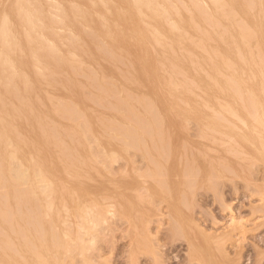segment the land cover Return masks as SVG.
I'll return each mask as SVG.
<instances>
[{
    "label": "rangeland",
    "instance_id": "374dc122",
    "mask_svg": "<svg viewBox=\"0 0 264 264\" xmlns=\"http://www.w3.org/2000/svg\"><path fill=\"white\" fill-rule=\"evenodd\" d=\"M60 1L61 0H48V1L47 0H43V1L42 0H0V45H1L0 46V53H1V55H0V76L2 77L1 79L4 78L3 80H0V84L2 82L6 84V86H5V84H1V85H3L2 87L0 85V102H1V106H0V124H1V126H0V139L2 140V141L0 140V142L1 143L3 142L2 144H0V146H1L0 147V161H1L0 164L2 165V166L0 165V168L2 167L1 169H3V167H5L4 164L5 165L8 164L6 166V168L9 167L8 169H6L7 171H5V169H3V170L0 169L2 171V172L0 171L1 172L0 173V181H2V182H0V195H4V198H2L3 196H1V198L4 199V200H2L0 198V203H2V206H0V214L3 215V218L4 219L8 218L9 219L8 221L10 223V225H9L8 224V221H4L3 222L2 221V217L0 215V218H1L0 219V229L3 230V234L1 233L2 230H0V233H1L0 236L2 237V238L0 237V239H1L0 240V247H2L1 249H3L2 251L0 249V251H1L0 252V255H1L0 256V264H22V263L25 264V262H26V264H30V263L31 264H39V263L34 262L31 259L32 255L30 254V252L32 253V251L34 250V248H35L34 247L35 246V242L32 241V238L31 237H30L31 240L29 239V235L30 236L36 235L35 232H37L38 236H40L39 231L41 232V236L40 237L43 240V241L42 240H39V244L40 243H43V242H45L44 244H49L50 241H51V240L49 241L47 239L48 236H49V234H52L54 236L55 240H57V241H55L56 244H57L56 245L57 246L56 250L53 247H52L53 248L52 249L51 248V245L49 244V246H50V248L52 250L50 249L51 251L49 252V254L47 256L49 257V260L52 263H50V262L47 263L46 262L44 264H53V262L55 264H57L59 262H60L59 264H63V263L65 264V262H66V264H86L88 261H90V262H88V264H227V263H229V264H264V162L262 163V159L259 160L260 158L258 159L259 160V162H258V160L255 159V157H254L255 156V150H254V148L251 147V145L246 144L245 141L242 140V138L239 135H237L241 130L243 132H245L247 130L246 129V126H244V123L242 122L243 120L240 121V122L237 121L234 124L236 126H239L238 124H241L240 127H238V128L235 127L232 124V126L236 129V131H239L241 129L236 135H235L236 131H235L234 128H233L234 129L233 132L231 131L232 128H228V130L230 129L229 130L230 133H229V131L225 132L227 130V128L224 130V127L223 128L220 127V125L222 126V123H223L222 121H224V123H225V122H227L230 119V113H229L228 110H225L223 108H221V110H220V105H219V107H218V105H216L217 107L215 106L214 109L213 108H209V101L210 100H208V99H210V96H209L208 89H207V87H208V72H209V69H207L208 68V60L207 59H208V52L210 50L211 41H213V34L211 35V33H212V31L213 32L215 31V28L218 29V30H220V31L225 30V28H228V27H229L228 29H230V30L232 29L229 32H230V35L232 34V36H233L232 38H234V39H232L231 36H230V39L233 42L232 44H233V46L236 49L233 46H231V47L234 49V52L238 51V52H236V54L238 56L242 55L243 53H248V52L251 53V54H253V55H255V37H254V35H255V31H254L255 21H253V20H255V15H254L255 14V0H240V1L239 0H227V1L226 0H209L210 2L208 0H203V1H201V0L200 1L199 0H194V1L193 0H184V1L183 0H165V1L164 0H145V2L143 0H122L121 3L122 2L124 3V1H125V5H123V3L122 4L121 3H118V2H120V0H113V1L112 0H97V1L96 0H89V1H86V0H62L61 2ZM71 1H72V3H71ZM141 1H142V3H141ZM154 1H155V3L157 4L158 7L156 6V4L153 3ZM168 1H169V3H168ZM185 1L190 5V7H188V4H186ZM223 1H225L226 3L223 2ZM228 1H229V3H227ZM236 1H237V4L235 3ZM43 2H44V4H43ZM99 2L101 3L100 5H102V6H99ZM110 2H112V3H110ZM126 2L127 3L129 2V3L126 4ZM175 2L177 3V6H176V3ZM180 2L182 4H180ZM211 2L217 3V6L218 7L216 6L215 3H213V4H215V6L213 4H211V6H210L209 4ZM232 2H234V5L231 4ZM262 2L264 3V0ZM82 3L85 4V5H87V4L88 5L86 7H83L84 5L82 6ZM170 3H172V5ZM202 3H203V7L204 8L202 7ZM206 3H208V4H206ZM47 4H48V6H47ZM54 4H56V5H54ZM167 4H169V5L167 6ZM204 4H205V6H204ZM74 5H76V6H74ZM91 5H92V7H91ZM127 5H128V7L130 9L128 7H126ZM131 5H133V6H131ZM181 5H183V6H181ZM240 5L241 6H245V8L244 7H241ZM45 6H47V7H45ZM62 6H63V8H62ZM64 6L66 7L65 9H64ZM120 6H121V9H119ZM143 6H145L146 8L143 7ZM199 6H200V8H199ZM238 6H240V7H238ZM68 7H69V10H68ZM71 7L72 8L74 7L73 10L71 9ZM183 7H185V9H183ZM192 7H195V8H192ZM233 7H234V9H232ZM55 8H57V10ZM229 8H230V10H229ZM91 9L93 10V13H91V11H92ZM160 9H162L163 11L160 10ZM164 9H165V11H164ZM167 9H169V10H167ZM171 9L174 10V12ZM199 9H201L202 11L199 10ZM218 9H219V11H218ZM241 9H242L243 12H241ZM30 10H31V13H30ZM74 10H77V11H74ZM89 10H90L91 15L89 14ZM185 10L187 11L188 16H187ZM194 10H196L195 11L196 14H194ZM205 10L208 11V12L206 13ZM233 10H234V13H235V17H234L233 22H231V24H230L231 26H230L229 23H228V21L226 19H227V16L229 15V11L232 14L233 13ZM60 11H61V14H60ZM85 11L87 12L86 14H84ZM160 11H161V13H160ZM238 11H239V13H238ZM124 12L126 13V15H125ZM197 12H199V13L197 14ZM114 13L116 14L117 20L114 17L115 16ZM136 13H138V14H136ZM163 13H165V14H163ZM211 13H212V15H211ZM242 13H244L245 16ZM30 14H32L33 16H31ZM128 14L130 15V17H134V18H132V20H131ZM162 14H163L164 17L162 16ZM170 14H171V16H170ZM174 14L177 16V18H176V16ZM178 14H179V16H178ZM224 14H225V16H224ZM57 15H59V16H57ZM137 15H139V16L137 17ZM141 15H142V17H141ZM155 15H156V17H155ZM189 15H190V17H189ZM205 15L206 16L207 15H209V16L211 15L210 17L209 16H207V17L210 19L212 25H210V21L208 20V18ZM213 15H215V16L217 15L216 19L217 20L219 19V22L215 19V16H213ZM94 16H96L97 18L96 17L94 18ZM148 16H150V17H148ZM186 16H187V18H186ZM249 16H252V18L253 17L254 18L252 19ZM16 17H17V19H16ZM24 17H26V18H24ZM48 17H49V19H48ZM110 17H111V19H110ZM211 17L214 19V21L211 19ZM224 17H225V19H224ZM236 17H238L237 18L238 20L235 19ZM240 17H242V18H240ZM118 18H119V20H118ZM126 18L128 19V22H127V19ZM138 18H140V20H142V21L140 22V20ZM153 18H155L156 21ZM169 18H171L172 21ZM135 19H137V26L135 24L136 23ZM186 19L190 20V21H187L188 23L190 22V24L188 26L189 28H187V26H186V24H187ZM200 19L203 22H201ZM249 19H251V21ZM15 20H16L17 23L15 22ZM56 20L57 21L59 20V21L57 22ZM158 20L161 21V22H159ZM242 20L243 21H246V23L243 24L242 23L243 22ZM94 21H96L97 24ZM98 21H99V23H98ZM134 21H135V23H133ZM234 21L236 22V24H235ZM48 22L50 23V25L48 24ZM154 22L156 24H154ZM157 22H158V25L161 24L160 25V26H162L161 28H160V26L158 27ZM167 22H169V24H171V25H169ZM200 22H201V24H200ZM222 22L223 23H226V24H223ZM237 22L238 23L239 22L242 23V26L243 27H241L240 24L238 26V23ZM141 23H142V25H141ZM162 23L165 24V25H162ZM192 23H195L196 26L195 25H192ZM213 23L214 24L216 23V24L214 25ZM23 24H24V26H23ZM127 24L130 25V26H128ZM139 24H140V26H139V29H138V25ZM177 24H179V25H177ZM182 24L185 25V26H183ZM233 24L235 26H232ZM59 25L62 28L61 27L59 28ZM166 25L167 26L169 25L170 28L167 27ZM141 26H143L142 29H140ZM219 26H221L222 29ZM10 27L13 29V31H12V29ZM113 27H114L115 30L113 29ZM171 27H172V29H171ZM195 27H197L196 28V31H194L195 30ZM209 27H210V29L211 28L212 29L211 30L208 29ZM240 27L243 30H240L241 29ZM248 27H249V30H251V31L247 30ZM125 28H128V30L127 29L125 30ZM130 28L132 29V31H131ZM167 28L170 29V32H169V29H167ZM191 28H194L192 30L194 32L191 31ZM61 29H63V30H61ZM137 29L141 33V36L144 33V36H143V38L145 37L144 40H143V38H141V36L138 35V34H140L139 32H135V31H137ZM173 29H174V31H173ZM244 29H245V31H244ZM133 30H134L135 33H137V35L135 34L136 36H134ZM140 30H142L144 32L142 33ZM145 30L148 32V34H147V32ZM161 30H162V32H161ZM181 30L183 32H185V33H182ZM233 30H234V32H233ZM236 30H237V33H236ZM246 30H247V32L249 34L246 32ZM127 31H131V32H127ZM164 31H166V32L164 33ZM239 32H241V33H239ZM7 33H8V36H7ZM107 33L109 34L110 37H108ZM181 34H183V35H181ZM165 35L166 36L168 35L169 37L172 36V37L169 38L168 36L166 37ZM176 35H178V37H176ZM246 35H247V37H246ZM148 36L149 37L151 36L152 38L150 37V39H149ZM199 36L201 37V39H200ZM52 37H53V39H52ZM139 37L141 38V40H142L143 43H144V41H145L146 38L148 40L146 39L147 41H145V43L142 44L141 41H138V40H140ZM236 37L238 38V40H237ZM108 38H111V39L108 40ZM121 38H122V40H121ZM127 38H129V40H131L132 42L131 41L129 42V40H127ZM174 38H175V40H174ZM187 38H189V39H187ZM191 38H193V39H191ZM246 38H248L249 40L246 39ZM7 39H9V40L7 41ZM168 39H170L169 41L171 43H169ZM244 39L247 41L246 44L241 43V42H243ZM53 40H55L56 42L53 41ZM63 40L65 42L66 41L67 42L65 43ZM116 40H118V41H116ZM184 40L186 42H183ZM240 40H242V41L240 42ZM237 41H238V43H237ZM137 42H138L137 45L139 46V49L137 48L138 46L136 45ZM172 42H174V44H172ZM248 42H249V44H248ZM116 43H117V45H116ZM162 43H163L164 46L162 45ZM182 43L184 44V47H182ZM190 43H191V45H189ZM70 44H72V45H70ZM146 44L149 45L150 48L147 47ZM239 44H242V47ZM8 45H10V46H8ZM50 45L52 46V48H51ZM54 45H55V47H54ZM131 45H132V47H131ZM143 45H146V47H144ZM167 45L169 46V51H168V46ZM237 45H238L239 48L237 47ZM243 45H245L246 47L245 46L243 47ZM161 46L163 47V49L166 47L165 50H163ZM194 46H197L198 48L196 49V47H194ZM125 47H126V49H125ZM176 47L177 48L179 47V48L177 49ZM185 47H187L189 49H187ZM190 47L192 48V50H191ZM205 47L206 48L208 47V50H206ZM49 48H51L53 52ZM145 48H147V52H146V49ZM240 48H242V49H240ZM250 48H251V50H250ZM4 49H5V51L7 53L4 51ZM137 49L140 50V51H138ZM142 49H145V50H142ZM158 49H160V50H158ZM244 49H246L247 52ZM247 49H249V50H247ZM44 50H46V51H44ZM55 50L58 51L57 52L58 54L56 53ZM179 50L180 51L183 50V51L179 52ZM196 50H198V51H196ZM242 50H243V52H242ZM47 51H49V52H47ZM50 51L52 53H54L53 56H52V53H50ZM148 51L150 53L152 52L151 53L152 59H151V56H150V54H149ZM177 51L179 53H177ZM45 52H47L48 54L45 53ZM142 52L146 56L143 55ZM167 52H168V54L170 56L168 54H166ZM9 53H10V55H9ZM138 53H141V55L140 54L137 55ZM184 53H185V56H184ZM195 53L198 54V55H196ZM216 53L219 55V49L218 48L216 50ZM179 54L182 55L183 58H181ZM200 54L201 55L203 54L204 57L201 56ZM155 55H156L157 58L155 57ZM164 55L166 57L168 56L169 59H168V57L167 58L166 57L163 58L162 56H164ZM173 55H175L176 57L175 56L174 57L177 58V59H175L173 57ZM16 56H18L17 57L18 59L16 58ZM48 56L51 57V58L49 57V60H48ZM194 56H196V57L198 56L197 59ZM142 57H144V58H142ZM148 57H150V58H148ZM185 57H186V59H185ZM193 57H194V60H193ZM205 57H207V58H205ZM137 58H139V59H137ZM55 59H56V62H55ZM140 59H144L146 62H144V60L141 62ZM149 59H151V61ZM33 60L35 61V63H34ZM138 60H139V62H138ZM202 60H204V61L202 62ZM36 61H37V63H36ZM67 61H69V62H67ZM155 61H156V63H155ZM160 61H162L161 62L162 64H160ZM177 61L178 62L180 61L182 63H180V62L178 63ZM151 62H153L154 65L151 64ZM75 63H76V65H75ZM133 63L136 64L137 68H136V66ZM62 64L64 65V68H63V65ZM182 64H183V66H182ZM185 64L187 65L188 68L186 67ZM204 64H206V65H204ZM155 65H156V67H154L155 68L154 69L153 66H155ZM164 65L167 66L171 70H169L167 67H166L167 69H165V66ZM4 66H6V67H4ZM40 66L42 68H44L43 71H42V69H41ZM140 66H143V67H140ZM189 66H191L190 69L193 68L194 69V72H197L198 76H197V74H195L192 71L193 69L187 70V69H189ZM70 67L72 68V70H71ZM149 67L150 68L152 67V69H151L152 71L150 70ZM159 67H160V70L159 69L157 70V68H159ZM5 68H7V69H5ZM141 68L143 70H141ZM195 68L196 69L199 68L198 70H201V71L198 72V70H196ZM205 68H206V70H204ZM54 69H56V70H54ZM64 69H66V70H64ZM147 69H148V71H147ZM7 70H9V72L11 74ZM47 70H49V72ZM133 70H134V72H133ZM173 70H175L176 72H174ZM139 71H140L141 74L139 73ZM146 71H147V73L148 72H150V73L147 74ZM171 71H172V73H171ZM12 72H13V74H12ZM137 72L139 73V75H138ZM202 72L205 75L202 74L203 75L202 76L200 74ZM46 73H47V76L45 75ZM49 73H50V75H49ZM54 73H55V76H54ZM133 73H135V74H133ZM172 74H173V76H172ZM191 74H192V76H191ZM225 74H227L226 75L227 77L229 76V72L225 71ZM7 75H8V78L6 77ZM27 75L28 76L30 75V77L27 78ZM164 75H166L167 79H166V77ZM174 75H176V76H174ZM195 75L197 76L196 78H194ZM144 76H146L145 80H144ZM155 76H156L157 79L155 78ZM226 76H225V79L227 80V77ZM40 77H42L41 78L42 80L39 79ZM136 77H138V78H136ZM139 77H142L143 80L141 78H139ZM174 77L176 79H178V80H176ZM192 77L194 78V80H196L195 82H192V81H194V80H192L193 79ZM23 78L25 80H27L30 84H28L27 81H26L27 83H25ZM72 78H75V79H72ZM170 78H172V79H170ZM31 79L33 80L34 83L32 82ZM131 79H133V80H131ZM160 79H162V80H160ZM140 80H142V82ZM172 80L175 81V82L177 81L178 85H176L175 82H172L171 83L170 81H172ZM184 80H185V82H184ZM197 80H199L201 82H199ZM204 80H206V81H204ZM151 81L153 83L152 85H151ZM162 81H164V82H162ZM7 82H9V83H7ZM44 82L47 85H43ZM169 82L171 84H169ZM188 82H191V83H188ZM197 82H199V83H197ZM11 83H12V85H11ZM38 83H39V85H38ZM192 83L193 84L196 83L194 85V87H192V85H193ZM202 83L203 84L206 83V84L203 85ZM32 84H35L34 87H36V88H34ZM165 84H169V85H166L165 86ZM227 84H229V87H230V90H231L232 89V87H231L232 84H231V82L229 80L227 81ZM21 85H22V87H24L23 89H22V87H20ZM26 85H28V86H26ZM148 85H150V86H148ZM160 85H161L162 88L160 87ZM251 85H253V84H251ZM10 86L13 87L12 88L13 91L10 88ZM146 86H148V87H146ZM172 86H174V87H172ZM184 86L187 87V88L185 89ZM190 86H191V88H190ZM197 86L201 90L198 89ZM242 86L243 85H241V88L242 89L240 90L241 94H240V92H238L240 95L237 94L235 91H230V93L232 92L235 95L232 94V93L230 94L229 92L226 95L227 101L229 100L230 102H231V100L233 102H235L240 97V99H243L244 100V101L242 100L243 101V102H241L242 104L240 105V103L238 101H236L237 104L239 103L238 104V108H237L236 102H235V105H234L233 102L230 103L229 101H228L229 104L228 103L227 104L228 105H231V104L234 105L235 107L232 106V109L233 108H235L237 110L240 109L242 113L244 112L246 114L245 117H244V114L242 115V113L239 112L240 110L239 111H237L235 109H233V110L234 111H237L238 113H241L242 119L244 118V120L246 119L248 122H251L253 120V118L255 117V112L253 111L255 109L253 107L254 106L253 105V102L254 101L252 102L253 99L255 100V97H254L255 95H252V94H255V89H254L255 86H253L252 89L250 88L252 94L249 93L250 92L249 91L250 89L247 92V88L245 89L246 86H243V87ZM167 87H169V88L172 87L173 88V89H171L172 92L171 91H168L170 89L167 88ZM2 88H3L4 92L2 91ZM27 88H29V89H27ZM39 88H40L41 91L39 90ZM164 88H165V90H164ZM181 88H182V90H181ZM193 88H195V89H193ZM20 89H22V90H20ZM43 89H44V91H43ZM152 89L154 90L155 94H153L154 92H153ZM205 89L207 91H205ZM243 89H244V91H243ZM9 90H11V91H9ZM23 90H24V92H23ZM161 90H162V93L163 94L161 93ZM191 90H193L194 92L191 91ZM36 91L39 92V94ZM150 91L153 92V93H151ZM6 92H8V93H6ZM13 92H15V93H13ZM64 92H66V93H64ZM181 92H182V94L179 97V94ZM2 93L4 94V96H3ZM173 93H174V95L176 97H174ZM7 94L9 95V97H5V96H7ZM15 94H17V96ZM146 94H148V95H146ZM166 94H167V96L169 95L170 99L166 96ZM183 94L184 95L187 94L186 96H188L189 94L190 95L188 97H186ZM194 94L197 96V98H196V96ZM245 94L248 96V98H250V100L248 98H246V95ZM14 95L16 97H13ZM122 95H123V97H122ZM231 95H233V96H231ZM202 96H204V97H202ZM249 96H251V97H249ZM19 97H21V98H19ZM198 97L201 98V99L198 100ZM244 97L247 100H249V101H247ZM26 98L28 100H26ZM29 98H33L32 100L34 102L33 101H30ZM126 98L129 99V100H127ZM181 98H183V100ZM185 98H187V99H185ZM232 98H234L235 101ZM251 98H252V100H251ZM15 99H17L18 104L21 103L22 105H20V106L17 105ZM18 99H20V100H18ZM57 99L59 100V103H61V104H58V100ZM163 99H164V101H163ZM175 99L176 100L177 99L179 100V101L177 100L178 103H180L179 105H178L177 101H174ZM218 99H219V96L217 97V100ZM124 100H126V101L124 102ZM141 100H142V103H141ZM145 100H147L148 102L145 101ZM181 100L183 101L182 103H181ZM192 100H193V102H192ZM14 101H15V103H14ZM24 101H26V103H24ZM120 101H121V104H120ZM173 101H174V103H173ZM201 101H202V104H201ZM250 101H251V104L252 105H250V103L247 105V102H250ZM8 102L10 103V105L8 104ZM37 102L39 103V105H38ZM205 102H206L207 105H205ZM28 103H30V104H28ZM163 103H165V104H163ZM167 103L169 105H167ZM192 103H194L198 107H196V106L194 107V105ZM244 103H245V106L243 105ZM24 104H26V106ZM32 104L33 105H36V106H33ZM144 104H146L145 105L146 108H143L144 107ZM182 104L184 105V107L187 106L188 108H191V109H186L187 107L186 108L183 107V109H182L180 107ZM203 104H204V106L206 108L205 107L204 108L202 107ZM217 104H218V102H217ZM121 105H123V106H121ZM8 106H9V110H8ZM18 106L21 108V110H20V108ZM24 106H25L26 109L24 108ZM126 106H128V107L131 106V107L128 109V107H126ZM166 106H167V108H169L168 110H167ZM173 106H175V107H173ZM241 106L246 107V109H247V110L245 109L246 112H245L244 109H241L242 108ZM248 106H249L250 109L251 108L252 109L254 108V109L253 110L251 109L252 111L251 110L249 111ZM1 107H2V109H1ZM49 107H50L51 112H50V110L48 111ZM55 107H57V108H55ZM61 107L64 108V109H62ZM149 107H150V109H149ZM161 107L164 108V109H162ZM192 107L195 110L192 109ZM45 108H47V109H45ZM52 108L54 110H52ZM65 108L67 110H65ZM153 108H155V109H153ZM216 108H217V110L219 112H221V111L223 112V113L221 112L222 115H220L221 113H219L217 110H215ZM27 109L29 110L30 113L28 112ZM42 109H43L44 112L41 111V114H40V111L39 110H42ZM68 109L69 110L72 109L71 112ZM148 109L151 110V112L149 111V113H148L147 112ZM179 109L182 110V114L183 115L180 114L181 111H179ZM185 109H186L187 112L185 111ZM206 109H208V112L206 111ZM33 110H34V113H33ZM176 110H178V112ZM3 111H6V112H3ZM9 111H11L13 113H11ZM24 111L26 113H28L29 115L28 114H25ZM35 111H36V114H35ZM168 111H169V113H168ZM173 111H175V112L173 113ZM183 111H184V113H183ZM197 111L199 112V115L197 114ZM213 111H216V112H213ZM60 112L63 113V114H61ZM69 112L70 113H74V114H70ZM158 112H159L160 116H162L163 118L159 116ZM162 112H163V114H162ZM189 112H191V113H189ZM193 112H196V113H193ZM209 112L210 113L212 112L213 114L212 113L210 114ZM250 112L251 113L253 112L252 115L250 114ZM43 113H44V115H42ZM52 113L53 114L55 113L54 115H56V117ZM200 113L203 114V115H200ZM216 113H217V115L223 117L224 119L223 118H220V117H219L220 119L219 118L217 119L218 116L215 115L216 119L218 120V121L216 120V122L217 123L218 122H222V123L221 124L218 123L219 125L216 123V125L213 126V127L215 128L218 125L219 128H222L223 132L221 130H219V128L217 127L215 129V132L213 131V133H212L213 127L210 124H209L210 126L207 125L208 123L206 124L205 121H208V122L211 121V124L213 125V123H212L213 119L212 118H213L214 114H216ZM227 113H229V115ZM66 114H67L68 117L65 116ZM75 114L78 115V116L76 117ZM141 114H143V116ZM154 114H156V115H154ZM188 114H189V116H188ZM40 115H42V116H40ZM73 115H74V120H73V118H71V116L73 117ZM135 115H137V116H135ZM148 115H150L149 116L150 117L149 119L152 120V121L148 120ZM153 115H154V117H153ZM179 115H181V116H179ZM12 116H14V117H12ZM16 116L18 117V119H16L17 118ZM28 116L31 117V118H29ZM37 116H38V118H37ZM43 116H44V118H42ZM64 116H65V118H63ZM186 116H187V118H186ZM196 116H200V117H197L196 118ZM22 117H24V118H22ZM32 117H33V119H32ZM48 117L50 119L52 118L53 120L52 119L50 120ZM61 117H62V119H60ZM130 117H132V120H131ZM137 117H141V118H137ZM151 117L153 119L155 118L156 119V122H154L155 119L153 121V119H151ZM210 117H212V118H210ZM226 117H227V120H226ZM10 118H12L13 120L10 119ZM34 118H36L37 120L34 119ZM46 118H48L49 120L46 119ZM54 118H55V120H54ZM67 118H69V119H67ZM134 118L135 119H138L136 121L138 123V125H136V122H135V119ZM161 118L164 119V120H162ZM1 119H3L2 122H1ZM22 119H24L25 121L22 120ZM70 119H72V120L70 121ZM197 119L200 122L203 121V123L202 122L200 123ZM30 120L36 121L37 123L36 122H33V121L32 122H29ZM85 120L87 121V123H86ZM125 120H126V122H125ZM127 120H128V122H127ZM220 120H222V121H220ZM23 121H24V125L25 126L23 125ZM48 121L49 122L51 121V124ZM132 121H134V123ZM143 121H144V123H143ZM145 121L148 122V124ZM162 121H164V122H162ZM40 122H42V124ZM60 122H63V123H60ZM68 122H70V123H68ZM81 122L84 123V124H81ZM151 122L154 125H152ZM2 123H4V125ZM5 123H6V127H5ZM125 123H129V124L131 123L130 124L131 126L129 124H125ZM164 123H166L168 125H166V124L164 125ZM37 124L40 125V126L38 125L40 128L37 127ZM72 124H74V125H72ZM75 124H78V125H75ZM133 124H135L134 125L135 127L133 126L134 128L132 127ZM155 124L157 126H155ZM29 125H30V127H29ZM121 125H123L122 127H124V129L126 127L125 130L127 131L128 134L125 133V130L121 127ZM54 126H55V128H54ZM60 126H61V128H60ZM83 126H86L85 129L83 128ZM110 126L111 127L114 126L115 127V130H114V127H112L113 128L112 129ZM154 126L157 127V128H155ZM200 126H202V127H200ZM21 127H22L23 130L21 129ZM49 127H50V129H49ZM93 127H94V129H93ZM143 127H145L148 130V132H147V130L145 131L147 133L144 132V129L145 128H143ZM153 127H154V130H153ZM169 127L171 128V130H170ZM82 128H83V130H82ZM116 128L118 130H116ZM201 128H202V130H201ZM207 128L208 129L210 128V130H208ZM242 128L243 129L245 128V129L243 130ZM27 129H28V131H27ZM39 129H41L40 130L41 131V134L39 133ZM131 129H133V130H131ZM137 129H139V131L142 130V131H140V132H142V134L140 132H139L140 134H138L139 137L141 136L140 138L137 135V133H138ZM155 129H157V132H156ZM163 129H165V130H163ZM53 130H54V132H53ZM80 130H82V131H80ZM111 130L114 131V132L111 133L112 132ZM205 130L206 131L208 130L210 133L208 131L206 132ZM24 131L26 132L27 135L25 134ZM50 131L52 132L53 135L51 134ZM117 131H118L119 134H117ZM136 131H137V133H136ZM163 131H164V133H166V132L167 133L164 135ZM216 131L218 133L219 132L220 133L222 132L221 134H223L225 132V134H223V137L224 138L226 137L225 138L226 140L223 139L222 135L220 133L218 134ZM10 132H11V134H9ZM80 132L81 133L84 132V134H86V133L87 134L84 135L83 133L81 134ZM13 133L14 134L16 133L15 134V136L17 135L16 138L14 137ZM42 133H43V136H42ZM203 133H205V134H203ZM1 134H2V136H1ZM37 134L39 135V138L37 137L38 136ZM79 134L82 135V136H80ZM131 134L134 135V136H132ZM146 134L148 135V137L145 136ZM159 134H160V136H159ZM207 134H210V135H207ZM117 135L122 136V137H119ZM216 135H217V138H216ZM226 135H228V137ZM229 135H233V136L229 137ZM5 136L6 137L8 136V137L6 138ZM20 136H21L22 139L20 138ZM52 136L53 137L56 136V137L53 138ZM96 136H97V138H96V141H95L94 140L95 138L93 139V137H96ZM108 136H111V137L109 138ZM123 136H125V139H123L124 138ZM130 136H132L133 138L134 137H136V138L133 139ZM154 136H155V138L156 137L157 138L155 139ZM165 136L168 139L165 140L164 139V138H166ZM209 136H211V138ZM89 137H90V141H88L89 139L86 140V138H89ZM98 137H99V139H98ZM137 137H138V139H137ZM143 137L144 138L147 137L146 140ZM203 137H204V139H203ZM218 137H220V138L218 139ZM233 137H234V139L237 138V140L234 141L232 139ZM2 138L5 140V142L8 141V142H6L7 145H6V143L4 145V141H3ZM9 138L11 139V142H10ZM51 138H53L54 140L51 139ZM118 138H121V139H118ZM152 138H153V140H152ZM44 139L46 140V143L44 142L45 141ZM78 139H81V140H78ZM103 139H105V140H103ZM129 139H132V141L133 140H135V141L133 143L131 141V143H130L129 142L130 141ZM12 140H14V141H12ZM18 140H20L21 142L18 141ZM158 140H159V142H158ZM214 140H216V141H214ZM221 140H222V142H221ZM227 140H229V141L226 142ZM26 141H28V142H26ZM29 141H31V142H29ZM50 141H52L54 143H52ZM81 141H83V142H81ZM87 141L90 142V143H88ZM124 141H126V144L128 143V145H126L127 146L126 149H128L129 154L128 153L127 154L125 153V150L126 149L124 147L125 146V142ZM140 141H143V143H140ZM147 141H148V143H146ZM217 141L220 142L221 144L218 143ZM230 141H232V142H230ZM233 141H234V143H233ZM14 142H16V143H14ZM55 142L57 144H55ZM70 142H71V144H70ZM96 142L100 144V146H98V148H97V145H99V144H97ZM121 142H122V144H121ZM27 143H29V144H27ZM115 143H117V144H115ZM157 143H158V145H157ZM213 143H215V144H213ZM227 143H228V145H227ZM34 144H36V145H34ZM129 144H130V146H129ZM152 144H154V145H152ZM159 144H161V146ZM242 144L244 145V147L245 146L246 147L243 148V145ZM18 145L21 146V147H19ZM30 145H32V147H30ZM83 145H84V147H83ZM104 145H106V146H104ZM120 145H122V146H120ZM133 145H135V146L133 147ZM163 145L164 146H167V147H164ZM213 145H214V147H212ZM217 145H219V146H217ZM248 145H249V147H248ZM6 146H8V148ZM61 146H62V148H61ZM85 146H86V148H85ZM108 146L110 147V149H109ZM128 146H129V148H128ZM142 146L143 147L145 146V148L143 149ZM153 146H155V147H153ZM159 146L161 147V150H160V147ZM172 146L173 147L175 146L176 148H174L175 150L172 151L173 153H170L171 150L173 149ZM220 146H222V147H220ZM227 146H230V147L228 148ZM237 146H239V148H236ZM46 147H47V149H44ZM50 147H52L53 149L50 148ZM90 147H91V149H90ZM104 147L107 148V149H105ZM120 147H122L123 149L120 148ZM131 147H133V148H131ZM234 147H235L236 150L234 149ZM27 148H28L29 152L31 151L32 148H33L32 149L33 151H31L28 154V152H27L28 150H26ZM63 148L65 149V151H64ZM84 148L86 149L87 152H85V149ZM141 148H142V150H141ZM165 148H167L166 150L168 152L165 150ZM177 148L181 152H179L177 150ZM226 148L229 149L230 153L227 152L228 150ZM252 148H253L254 151L252 150ZM35 149H37V151ZM82 149L84 150V152H83ZM101 149H103L104 152L107 150L106 151L107 154L105 153V156H104V152H103V154L101 153V155H100V152L102 151ZM120 149L122 151H120ZM243 149H244V151H243ZM245 149H246L247 152L245 151ZM77 150H78L79 154H78ZM90 150H91V152H94L95 151L96 154H95V152L91 154ZM99 150H100V152H99ZM111 150H113V151H111ZM147 150L148 151L150 150V152L151 151L152 152L149 154V152ZM224 150H226V151H224ZM237 150H239V151H237ZM3 151H5V152H3ZM22 151H24V152H22ZM42 151H43V153H42ZM46 151H47V153H46ZM109 151H110V153L112 155L109 153ZM115 151H116V153H115ZM123 151H124V154H122V155L124 156L126 154L125 156H128L129 158L124 156L125 158L123 159L121 157L122 156L121 155V152L123 153ZM141 151L144 152V153H142ZM161 151H163L162 154H161ZM183 151H184V154H183ZM242 151L244 152L243 153V157H240L242 155H239L238 156L236 152L242 153ZM248 151H249V153L253 157L251 156V158H250V155H249ZM32 152H34L35 156L33 155ZM35 152L36 153L38 152L37 155H36ZM57 152L59 153L60 157H59V155H58ZM126 152H127V150H126ZM165 152H167V154ZM204 152L206 154H208V155H205ZM213 152H215V154L216 155L218 154V155L217 156L214 155ZM4 153L7 154V157H4V156H6V155H4ZM180 153L182 154V156H181ZM210 153L213 154V156ZM220 153H221V155H219ZM227 153H228V155H227ZM233 153H234V155H233ZM246 153H247V156H245ZM113 154H115L116 157ZM157 154H158V156H157ZM164 154L166 156H164ZM178 154H180V155H178ZM200 154H202V155H200ZM223 154H224V156H222ZM24 155L26 157L25 158L26 160L23 158ZM32 155H33V157H32ZM95 155H96V157L94 158ZM225 155H227L228 157L227 156L225 157ZM8 156L12 157L11 160L13 162L12 161L10 162V157L8 158ZM17 156L18 157H22V158H20L22 160V162H21V160H18L19 158H17ZM30 156L32 157V159H31ZM89 156L92 159L89 158ZM110 156H112V157H110ZM142 156H144V157H142ZM154 156H156L158 159L156 157L154 158ZM178 156H179V158L177 159ZM244 156L246 158L248 157L249 159L247 158L244 161V159H245ZM3 157L6 159L5 162H3L5 160V159H3ZM34 157H36V160L37 161L35 160ZM41 157H42V159H41ZM55 157H57V158L55 159ZM61 157L62 158L64 157L63 158L64 161L62 160ZM71 157L74 158V159H72ZM100 157L103 158V161L104 162L105 161L106 162L105 163L102 162V159ZM192 157H193V160H192ZM195 157H196L197 160H195ZM238 157H240V158H238ZM7 158H8V160H9L10 163H8ZM29 158L31 159V164H30V162H28L30 160ZM117 158L120 159V160H118ZM212 158H215V159H212ZM219 158H220V160H219ZM256 158H258V157H256ZM14 159L17 162H15ZM27 159H29V160H27ZM114 159L115 160L117 159V160L115 161ZM127 159H129V160H127ZM160 159H161V162H160ZM189 159L192 162H190ZM221 159H226V161L221 160ZM38 160H40L42 163L40 161H38ZM53 160H54L55 163L53 162ZM206 160H207V162H206ZM251 160L254 161V162L252 163ZM49 161L51 163H49ZM243 161H244V163H243ZM6 162H7V164H6ZM24 162H25V164H26V162H28L26 164V166L29 165V166H31V168H29V167L27 168L26 166H24L25 165V164L23 165ZM59 162H60V164H59ZM109 162H112V163H109ZM125 162H127V163L125 164ZM150 162H152V164ZM194 162H196V163H194ZM212 162H213V164H212ZM224 162H226L227 164L224 163ZM249 162H251V163H249ZM15 163H17L19 165L17 166V164H15ZM69 163H70V165H69ZM91 163H93V164H91ZM107 163H108V165H107ZM149 163L152 166H150ZM160 163L161 164L163 163V166ZM174 163L175 164H178L179 163V165H175ZM223 163L226 164V165H224ZM9 164L11 165V167H14V168H12L14 170V172H15L16 167L18 168V170L21 169V172L24 171L23 172L24 173L23 174V177L25 175H26V177L21 178L22 180L17 178L18 179L17 180L18 182L16 181V183H15L12 179L16 180V178L12 176V175H14V172H13V174L11 173L13 170L11 171V169H10L11 167H10ZM39 164H40V166H39ZM42 164H43V166H42ZM57 164L61 165L62 167L59 166V165H57ZM63 164L64 165L65 164L68 165L67 170H66V167L67 166L65 165L66 166L65 167ZM110 164H111V166H110ZM229 164H230V167H228ZM13 165H16V167L13 166ZM218 165H220V166H218ZM21 166L23 167V170H22V167ZM50 166H51V168L53 166L54 171H53V169L48 168ZM99 166H101V167H99ZM153 166H155V168H153ZM221 166H222V168H221ZM232 166H233V168H232ZM39 167H40V169L38 170ZM44 167H45V170L43 169ZM60 167H61V169H59ZM71 167H73V168H71ZM75 167L77 169H74ZM105 167H107V168H105ZM150 167H151V169H150ZM204 167H205V169L207 171L204 169ZM69 168H71L72 170H75L76 173L74 172V174H72L73 171L71 169H69ZM78 168H80V169L78 170ZM158 168H160V169H158ZM224 168H225V171L227 173L225 171L223 172V169ZM9 169H10V172H9ZM28 169H31V170H29V172H31V175H30V173L27 172ZM42 169L47 174H45V172ZM154 169H156V170H154ZM188 169H190V170H188ZM210 169H211V171H210ZM216 169H218L220 171L222 170L221 173H220V175H219V173L217 175V171L218 170L216 171ZM34 170H35V172L37 171L38 173L36 172L34 174ZM50 170H51V172H50ZM4 171H5V173H3ZM123 171L126 172L125 174L127 176L124 174ZM147 171H148V173H146ZM213 171L214 172L216 171V172L214 173ZM220 171H218V172H220ZM52 172H53V176H52ZM54 172H55V175L56 176H54ZM62 172H64L63 173V177L64 178L61 176L62 175ZM101 172L105 176L102 175ZM152 172H154V174ZM57 173H58V175H57ZM81 173H84V175L81 174ZM38 174H40V175H38ZM41 174L43 175L42 177H41ZM66 174H68L69 176L67 175L68 178L65 181ZM77 174H78V177H77ZM130 174H131V176H130ZM47 175L48 176H51V179L52 180L49 179L48 177H46ZM7 176H8V179L6 180ZM83 176L86 177L87 180H85ZM125 176L127 177V179H126ZM209 176H210V178H209ZM26 178L30 180L29 181L30 182L29 184H28V180ZM58 178H59V180H57ZM70 178H72L71 179L72 181L69 180ZM73 178L74 179L76 178L75 181H77L78 184H76V182L73 180ZM107 178L109 180H105ZM110 178L112 180H115V181L112 182V180ZM118 178H119V180H118ZM205 178H206V180H205ZM83 179H84L85 182L83 181ZM3 180H4V182H3ZM9 180H10L11 185L13 184L12 185L13 187H11V185H10V189L12 188L11 190L9 189V184H8L9 183ZM24 180H26V181H24ZM154 180L156 181V184L157 185L154 184L155 183ZM31 181L32 182L34 181V183H31ZM35 181H36V186L34 185V188H33V184H35ZM47 181H49V182H47ZM51 181H53V183H50ZM56 181L59 182L60 184L57 183ZM67 181H69V182H67ZM203 181H204V183H203ZM5 182L7 184H5ZM63 182L64 183L67 182L68 185L67 184H65L66 186L63 185ZM125 182H126L127 185H125ZM48 183H50V184H48ZM55 183H56V186L57 187L54 185ZM94 183L97 184V187H96V185ZM102 183L104 185H102ZM205 183H207V184H205ZM4 184L7 187H5ZM26 184H27V187H25ZM31 184H32V187L29 186ZM51 184H53V185H51ZM90 184H91V186H90ZM99 184H101V186H99ZM121 184H122V187L123 188L121 187ZM2 185L4 186V188H3ZM14 185L18 186L19 190ZM92 185H94V187ZM115 185H117V187ZM188 185L189 186L191 185V186L189 187ZM37 186L39 187V191L37 190L38 189ZM52 186H53V188H52ZM68 186H70V187L68 188ZM71 186H73V187H71ZM76 186L78 187L77 189H80V192L79 191L76 192ZM89 186L91 188H89ZM111 186H113L115 188H112ZM125 186H126V188H125ZM137 186H139V187H137ZM141 186H142V188H141ZM143 186L146 189H148V190L146 191L145 188H143ZM149 187H150V189L153 192L149 189ZM26 188H27V190H26ZM40 188H41V190H40ZM60 188H61V190H60ZM72 188L75 191H72L73 190ZM155 188H157L156 191L157 192L159 191L158 192L159 194L156 193V191H154ZM158 188H160V189H158ZM187 188H190L189 191H188ZM5 189H7V190H5ZM28 189H30V190H28ZM42 189H45V191L43 192ZM52 189H55V192L54 193H52L53 192ZM68 189L69 190L72 189V190L70 192H68ZM82 189H84V190H82ZM92 189H93V191H92ZM95 189H96V191H95ZM113 189L115 191L118 190L117 191L118 193L115 192ZM136 189L137 190L140 189V190L137 191ZM142 189H144V190H142ZM12 190H13V193H12ZM64 190H66L65 193H64ZM81 190H82V192H81ZM100 190H102V191H104V190L105 191L106 190H109V191L112 190V194L110 193L111 191L110 192L107 191L108 193H110L109 196H108V194H106L107 192L104 194V193H101L102 191H100ZM27 191L30 193V195H28L29 193ZM41 191H42V193H41ZM59 191H60V193H59ZM83 191H85V192H83ZM86 191H87V193H86ZM123 191H124V193H122ZM140 191H141V194H138V192L140 193ZM144 191H146V192H144ZM149 191L152 192V193H150ZM38 192L41 194V196L40 195L38 196ZM49 192L52 193V195ZM67 192H68V194H67ZM93 192L94 193L96 192V193H99V194L98 195L93 194L94 197H91V195L89 193L92 194ZM142 192H144V193H142ZM147 192L150 193V194H148ZM160 192H161V194H160ZM1 193H4V194H1ZM44 193H45V195H44ZM46 193H48L50 196L48 194H46ZM76 193H79V194H77V196H76ZM81 193H82V195H81ZM83 193H85V194H83ZM128 193L129 194L131 193V194L129 195ZM136 193H137V196H136ZM53 194H55V195H53ZM58 194H59V196H58ZM65 194H67V196ZM72 194H74V196H76V198H78L80 200H78V199L75 200L76 198L74 199V197H73ZM114 194H117L118 196H119V194H121L122 197L119 196L121 198L120 200L123 201L124 199H127V201H126L127 203H124L125 200L121 203L120 200H118L119 198L117 197V195L114 196ZM126 194L128 196H126ZM35 195H36V197H35ZM111 195H113V196H111ZM133 195H135V198H134ZM142 195H144V196L146 195V196L143 197ZM149 195H150V198H149ZM30 196H33L34 198L33 197H30ZM42 196H44V197H42ZM56 196H57V198H56ZM80 196H81V198H80ZM10 197H11V199H10ZM72 197H73V199H72ZM102 197H104V198L106 197L105 200H103L104 198H102ZM107 197H109L111 199H109ZM128 197L130 199L132 198V200H130ZM40 198H43V199L45 198L46 201H45V199L43 200V199H40ZM87 198H89V199H87ZM91 198H92V200H91ZM113 198L115 200V201L113 200L114 202L112 201ZM143 198L146 201L145 200H142ZM28 199H30V200H28ZM38 199H39V201H38ZM66 199H68V200H66ZM19 200H20V202H19ZM52 200H55V201H53V202H55L54 203L55 206L53 204H51V203H53ZM100 200H103V201H100ZM106 200L109 201V202H107ZM3 201L6 202V203L3 204ZM28 201H29V203H28ZM50 201H51V203H50ZM110 201L112 203H110ZM131 201L133 202V204H132ZM137 201H138V203H137ZM169 201H170V203H169ZM36 202H38L39 204L36 203ZM42 202L45 203V204L43 205ZM48 202H49V204H48ZM76 202H78V203H76ZM93 202L95 203V205H93L94 204ZM98 202H101V203H98ZM105 202H106V204H105ZM143 202H145V203H143ZM176 202H178V203L176 204ZM11 203H15L14 205L16 207L14 208V205L11 204ZM62 203L64 204V207L62 206ZM97 203L99 205L97 207L100 210H101V208H103L102 206H105V205H106V207L108 206L110 208L107 209V208L104 207V211L106 209L107 212H103L101 210L103 212V213H101L99 209L97 211V208H95L96 205H97ZM102 203L105 204V205H103ZM114 203H115V206H114ZM146 203L148 204L147 206H146ZM172 203H173V205H172ZM7 204L9 206H7ZM56 204L61 205V206H58L57 207ZM74 204H77L78 206L77 205H74ZM119 204L121 206H119ZM122 204L124 205V207H122ZM5 205H6V208L9 207V209L8 208L6 209L5 208ZM37 205L38 206L40 205L42 208L38 207ZM46 205H48L49 208ZM52 205H53V207H52ZM83 205L85 206L84 209H86L84 211H83V208H82ZM89 205H91L92 208ZM109 205H111V206H109ZM128 205H131L130 207L131 208L133 207V208L132 209L131 208H128L127 209L126 207H128ZM141 205H142V207H141ZM171 205H172V207L177 206V208L175 207L174 208L175 210H174L171 207ZM68 206H69V208H68ZM74 206H76V208H74ZM93 206H95L94 208L97 211L95 213H94L95 210H93ZM2 207H4V209ZM10 207H11V209H10ZM25 207H26V209H25ZM59 207H61V208H59ZM114 207H116L117 209L114 208ZM120 207L123 210V212H121L122 210L120 209ZM136 207H137V209H136ZM145 207H147V208H145ZM41 209H44V211L41 210ZM47 209H49V210L46 211ZM59 209H61V210L63 209L62 212H61V210L58 211ZM66 209L69 212L67 211L65 213V210ZM71 209H73V210H71ZM77 209H78V212H77ZM87 209L89 210V212H88ZM142 209H144V210H142ZM171 209H172V211H170ZM2 210H4V211H2ZM8 210L10 211L9 213H8ZM14 210L16 211L15 213H13ZM53 210H54L55 215L57 214L56 216L54 215ZM118 210H120L119 211L120 213L118 212V214L120 216L117 214V211ZM129 210H131V212ZM24 211H26V212H24ZM42 211H43V213H41ZM124 211L126 212L124 217H126V215L128 214L127 215L128 219L127 218L126 219L123 218L122 214L124 213ZM127 211H128V213H127ZM133 211L136 212V213H134ZM4 212L5 213H8L9 215L8 214L5 215ZM59 212H60V214H59ZM79 212L83 216L84 215L87 216L86 218L88 220L86 219V221H88L89 223L88 222L85 223L86 221L80 222L82 219L84 220V217L85 216L83 217ZM86 212H87V214H86ZM90 212H92V214L94 213V215L97 214L99 216V219L100 220L102 219V220L101 221L98 220V218H96L97 215L94 217V215L92 216V214H90ZM146 212H147L148 215L146 214ZM170 212H172V213L175 212V213L172 214ZM49 213L51 214V217L49 216L50 215ZM62 213L65 216H63ZM70 213H72V215H74V218L70 215ZM105 213H107V214H105ZM129 213H131V214H129ZM23 214H25V216ZM39 214H40L41 217L45 216V219H43L44 217L41 218L39 216ZM89 214L91 216H89ZM100 214H101V216H100ZM113 214L114 215L117 214L118 216L117 215L114 216ZM138 214H139V216H138ZM10 215L12 217V220H10L11 218H9ZM66 215H67V217L69 219H71V221L68 220V219L66 220V218H67ZM104 215L106 216V218L104 217ZM133 215H134V217H133ZM17 216H18V219H17ZM144 216H146V218L148 219L147 220L148 224H146L147 222L144 220V219H146ZM177 216H179V217H177ZM182 216H184L185 218L182 217ZM64 217H66V218L64 219ZM71 217L73 218V220H72ZM77 217H78V219H77ZM91 217H94V219H92V220H94L93 222H91ZM29 218H30L31 222H30ZM55 218H57V220H54ZM59 218H61L60 220L61 221L63 220V221L61 222L59 220ZM80 218H81V220H80ZM130 218L132 219L131 220L132 222L130 221ZM178 218H179V220L181 218V220H180L181 222L178 221ZM175 219H177V220H175ZM58 221L61 224L60 225H57V227H55L56 224H58L57 223ZM64 221H65L66 225H70V226H66L65 223H64ZM95 221L96 222L99 221V222L96 223ZM24 222H27V223H24ZM50 222H52V223H50ZM71 222H72V224H71ZM75 222H77V223L75 224ZM78 222L80 224H82V225H80ZM133 222L136 224V226H135V224H134V226L132 225ZM14 223L17 224L18 229L16 227V224H15V227H14ZM73 223L76 225V227L77 226H80V228L84 227L85 224H86V226H85V229L86 230H82L79 227H77L78 229L75 228V230H74L75 225ZM23 224H24V228H23ZM26 224H27L28 227H26ZM31 224H32V227L33 228L31 227ZM46 224H47V227H46ZM87 224H89L91 227L89 225H87ZM62 225H63V227H62L63 231L61 230V226ZM95 225H96V227H95ZM102 225H103V227H102ZM130 225H131L132 228H130ZM144 225L146 226V228L144 227ZM59 226H60V228H59ZM45 227L47 229L49 227L50 228V231H49V229H48V231H46L47 229ZM68 227H69L70 230L68 229ZM20 228H22V230ZM38 228H40L41 230L38 229ZM65 228H66V231L68 233L65 231ZM102 228H103V230H102ZM128 228L130 230V233H129ZM141 228L143 229L142 231H141ZM32 229H33V232L35 231L34 233L32 232ZM88 229H90L91 231H89ZM95 229H96V231H95ZM133 229H136V230H133ZM145 229L148 232H144ZM171 229L173 230V233H172V230ZM16 230H18V231H16ZM57 230H59V231H57ZM19 231L20 232H23L21 234L24 235L23 236V235L20 234V238L22 237V239L19 238L20 240H18V236H19L18 233H20ZM45 231L48 234V236H44ZM61 231H62V234L64 233L63 236L61 234ZM87 231L89 233H87ZM92 231H94L95 234ZM100 231H101V233H99ZM15 232H16L17 235H15ZM26 232L29 233V235ZM84 232L86 233V235H90V233H91V235H93V236L90 235L91 237L90 236L87 237L85 234H83ZM76 233H78L80 236H78V234H76ZM140 233L142 234L141 237H140ZM58 234H61V235L59 236ZM66 234L67 235L69 234V237ZM135 234H137L136 235L137 237L135 236ZM231 234H233V235L232 236H229ZM4 235L5 236H8L9 239L6 238ZM13 235L15 236V238H13L14 237ZM76 235H77V237L74 240V238H75ZM84 235H85L86 238L82 237ZM173 235H174V237H173ZM216 236H218V237H216ZM23 237L25 239H23ZM26 237H27V239H26ZM71 237H74V238H71ZM89 237H90V239H88ZM92 237H93V239H92ZM139 237H140V239H139ZM49 238H50V236H49ZM67 238H69V240ZM223 238L225 239L222 242L223 244L222 245H221V243L219 244L221 247L220 248H217V251L216 252L212 251L213 249L210 246V244L211 245H213L214 243L216 244L219 241H221ZM83 239L84 240L86 239V241L84 242ZM132 239L134 240V242H133ZM190 239L192 241H190ZM24 240H25V242H24ZM63 240L68 243V247H66L67 246V245H65L66 243L65 244L63 243ZM72 240H74V241H72ZM81 240H83V242ZM88 240H90L91 242L88 241ZM11 241H12V243H11ZM17 241H18V243H21L19 245L22 246V248H25V249L23 250L22 253H19V252L17 253V250L15 249L14 252L15 251L16 252L13 254V249L15 247L14 246L12 247V244L13 243H14L13 245L17 244ZM48 241H49V243H48ZM2 242H4L5 244H7L6 247H5L4 243H3V245H1ZM27 242H29L30 244L27 243ZM70 242L71 243L73 242L72 243L73 246L71 245ZM147 242H148V245H150V246L147 245ZM150 242H151V244H150ZM79 243H81V244H79ZM60 244L61 245L63 244V247H59ZM83 244H85V245H83ZM8 245H9V247L7 248ZM205 245L207 246V250L205 249V247H206ZM30 246L31 247L33 246V247L31 248ZM71 246L73 248H75V250H73V248ZM193 246L194 247H197V248H194ZM222 246H223V249H221ZM10 247L12 249L9 250ZM70 247L72 248L71 251L69 249ZM78 247H79V249H77ZM135 247L137 248V250H135L136 249ZM144 247H145V249H143ZM149 247H150V249H148ZM208 247H209L210 250H208ZM5 248H7L8 250L5 249ZM63 248H64V250H63ZM66 248H67V255H65L66 253H64L65 250H66ZM93 248H95V249H93ZM81 249H83V250L86 249V251H84L85 253L83 252V250H82V253H81ZM193 249H196V251L198 253H196ZM25 250L27 251V253H26ZM59 250H61V251H59ZM127 250H129V252ZM219 250H221V252ZM3 251H4V253H3ZM7 251H9L11 253V255L8 254L9 252H7ZM222 251L225 254H222ZM53 252H55V253H53ZM57 252L58 253L61 252V254L60 255L59 254H56ZM70 252H72V253H70ZM77 252H78V255H77ZM208 252H210V253L208 254ZM62 253H63V255H62ZM69 253L71 254V257L69 256L70 255ZM55 254H56V256H55ZM72 255H74V258L72 257ZM128 255H130V256H128ZM133 255L135 256V258H134ZM29 256H30V258L28 259ZM50 256H51V259L53 261H51ZM131 256L133 258H131ZM137 256H139V257H137ZM204 256L205 257H209V259H208L209 262L205 261V259H204L205 257ZM21 257H23V258H21ZM56 257L57 258L59 257V260H58L59 262L57 261V263L55 261L56 259H54ZM82 257H83V259L85 258L88 261L87 262L84 261V260L82 261ZM19 258H21V262L22 263L20 262V259ZM60 259H64V260H61L62 263H61ZM68 261H69V263H68ZM70 262H72V263H70Z\"/></svg>",
    "mask_w": 264,
    "mask_h": 264
},
{
    "label": "bare ground",
    "instance_id": "6f19581e",
    "mask_svg": "<svg viewBox=\"0 0 264 264\" xmlns=\"http://www.w3.org/2000/svg\"><path fill=\"white\" fill-rule=\"evenodd\" d=\"M42 1H43V0H42ZM47 1H48V0H47ZM61 1H62V0H61ZM61 1H60V2H61ZM86 1H89V0H86ZM96 1H97V0H96ZM112 1H113V0H112ZM121 1H122V0H120V2H118V3H121ZM143 1L145 2V0H143ZM164 1H165V0H164ZM183 1H184V0H183ZM193 1H194V0H193ZM199 1H200V0H199ZM201 1H203V0H201ZM208 1H209V0H208ZM208 1H207V2H208ZM226 1H227V0H226ZM239 1H240V0H239ZM262 1H263V0H255V14H254V15H255V20H253V21H255V24L253 23L254 26H255V28L253 27V28H254V31H255V35H254V37H255V55H253V54H251V53L248 52V53H243L242 55L238 56V55L236 54V52H238V51L234 52V49L231 47V46H233V44H232L233 42L231 41L230 36H231V38H232L233 36H232V34L230 35V32H229V31H231L232 29L230 30V29H228V28H229V27H228V28H225V30L220 31V30H218V29H216V28L214 27V28H215V31H214V32L212 31V33H211V35L213 34V41H211V45H210V50H209V52L207 51V52H208V59H207V60H208V68H207V69H209V72H208V87H207V86H206V87H207V89H208V93H209V96H210V99H208V100H210V101H209V108H213V109H214L216 105H218V107H219V105H220V110H221V108H223V109H225V110H228L229 113H230V119H229L227 122L224 123V121H222V120H220V121H222L223 123H222V122H218V123H220V124L222 123V126L220 125V127H222V128L224 127V130L227 128V130L225 131V132H227V131L230 130V129L228 130V128H232V129L234 128V127L232 126V124L234 125L237 121L240 122V121L243 120L242 122L244 123V126H246V129H247V130H246L245 132H243V131L240 129V130L242 131V132H241V131L238 129V130L240 131V132H239V131H236V129L234 128L235 131H236L235 135L239 132L237 135H239V136L242 138V140L245 141L246 144H249V145H251V147L254 148V150H255V156H254L255 159L258 160V159L260 158L259 160L262 159V163H263V162H264V3H263ZM133 2H134V1H133ZM178 2H179V1H178ZM209 2H210V1H209ZM223 2H225V1H223ZM32 3H33V2H32ZM53 3H54V2H53ZM64 3H65V2H64ZM71 3H72V1H71ZM83 3H84V2H83ZM83 3H82V6L84 5L83 7H86V6L89 4L88 2H87V3H88L87 5H85V4H83ZM110 3H112V2H110ZM113 3H114V2H113ZM122 3H123V2H122ZM122 3H121V4H122ZM128 3H129V2H128ZM128 3L126 2V4H128ZM141 3H142V1H141ZM153 3L156 4L155 1H154ZM159 3H160V2H159ZM166 3H167V2H166ZM168 3H169V1H168ZM175 3H176V2H175ZM185 3L188 4L186 1H185ZM198 3H199V2H198ZM213 3H215V2H211L209 5L211 6V4H213ZM225 3H226V2H225ZM227 3H229V1H228ZM235 3L237 4V1H236ZM245 3H246V2H245ZM43 4H44V2H43ZM66 4H67V3H66ZM66 4H65V5H66ZM91 4H92V3H91ZM100 4H101V3L99 2V6H102V5H100ZM115 4H116V3H115ZM133 4H134V3H133ZM160 4H161V3H160ZM170 4L172 5V3H170ZM180 4H182V3L180 2ZM190 4H191V3H190ZM199 4H200V3H199ZM206 4H208V3H206ZM215 4H216V6H217V3H215ZM215 4H213V5L215 6ZM220 4H221V3H220ZM231 4L234 5V2H232ZM252 4H253V3H252ZM54 5H56V4H54ZM89 5H90V4H89ZM116 5H117V4H116ZM123 5H125V1H124ZM135 5H136V4H135ZM150 5H151V4H150ZM168 5H169V4H167V6H168ZM193 5H194V4H193ZM200 5H201V4H200ZM221 5H222V4H221ZM225 5H226V4H225ZM233 5H232V6H233ZM238 5H239V4H238ZM246 5H247V4H246ZM47 6H48V4H47ZM47 6H45V7H47ZM51 6H52V5H51ZM71 6H72V5H71ZM74 6H76V5H74ZM117 6H118V5H117ZM131 6H133V5H131ZM146 6H147V5H146ZM156 6H157V4H156ZM176 6H177V3H176ZM181 6H183V5H181ZM204 6H205V4H204ZM210 6H209V7H210ZM226 6H227V5H226ZM229 6H230V5H229ZM232 6H231V7H232ZM240 6H241V5H240ZM240 6H238V7H240ZM38 7H39V6H38ZM69 7H70V6H69ZM69 7H68V10H69ZM89 7H90V6H89ZM91 7H92V5H91ZM94 7H95V6H94ZM126 7H128V5H127ZM143 7H145V6H143ZM153 7H154V6H153ZM157 7H158V6H157ZM162 7H163V6H162ZM169 7H170V6H169ZM188 7H190L189 4H188ZM197 7H198V6H197ZM202 7H203V3H202ZM202 7H201V8H202ZM207 7H208V6H207ZM212 7H213V6H212ZM217 7H218V6H217ZM221 7H222V6H221ZM236 7H237V6H236ZM241 7H244V8H245V6H241ZM58 8H59V7H58ZM62 8H63V6H62ZM65 8H66V7L64 6V9H65ZM73 8H74V7H73ZM73 8L71 7L72 10H73ZM87 8H88V7H87ZM123 8H124V7H123ZM128 8H129V7H128ZM134 8H135V7H134ZM136 8H137V7H136ZM141 8H142V7H141ZM145 8H146V7H145ZM154 8H155V7H154ZM164 8H165V7H164ZM192 8H195V7H192ZM199 8H200V6H199ZM203 8H204V7H203ZM213 8H214V7H213ZM222 8H223V7H222ZM249 8H250V7H249ZM47 9H48V8H47ZM55 9L57 10V8H55ZM77 9H78V8H77ZM81 9H82V8H81ZM83 9H84V8H83ZM89 9H90V8H89ZM94 9H95V8H94ZM119 9H121V6H120ZM129 9H130V8H129ZM142 9H143V8H142ZM155 9H156V8H155ZM155 9H154V10H155ZM183 9H185V7H183ZM187 9H188V8H187ZM208 9H209V8H208ZM214 9H215V8H214ZM232 9H234V7H233ZM239 9H240V8H239ZM7 10H8V9H7ZM48 10H49V9H48ZM91 10H92V9H91ZM99 10H100V9H99ZM102 10H103V9H102ZM104 10H105V9H104ZM125 10H126V9H125ZM125 10H124V11H125ZM156 10H157V9H156ZM160 10H162V9H160ZM167 10H169V9H167ZM171 10H172V9H171ZM199 10H201V9H199ZM210 10H211V9H210ZM222 10H223V9H222ZM229 10H230V8H229ZM249 10H250V9H249ZM9 11H10V10H9ZM45 11H46V10H45ZM52 11H53V10H52ZM74 11H77V10H74ZM115 11H116V10H115ZM115 11H114V12H115ZM122 11H123V10H122ZM126 11H127V10H126ZM140 11H141V10H140ZM143 11H144V10H143ZM145 11H146V10H145ZM148 11H149V10H148ZM162 11H163V10H162ZM164 11H165V9H164ZM172 11L174 12V10H172ZM179 11H180V10H179ZM179 11H178V12H179ZM185 11H186V10H185ZM192 11H193V10H192ZM195 11H196V10H194V14H196ZM201 11H202V10H201ZM201 11H200V12H201ZM205 11H206V10H205ZM213 11H214V10H213ZM218 11H219V9H218ZM223 11H224V10H223ZM226 11H227V10H226ZM236 11H237V10H236ZM236 11H235V12H236ZM245 11H246V10H245ZM7 12H8V11H7ZM16 12H17V11H16ZM16 12H15V13H16ZM41 12H42V11H41ZM53 12H54V11H53ZM65 12H66V11H65ZM65 12H64V13H65ZM71 12H72V11H71ZM81 12H82V11H81ZM119 12H120V11H119ZM134 12H135V11H134ZM182 12H183V11H182ZM189 12H190V11H189ZM207 12H208V11H206V13H207ZM221 12H222V11H221ZM241 12H243L242 9H241ZM249 12H250V11H249ZM9 13H10V12H9ZM30 13H31V10H30ZM54 13H55V12H54ZM67 13H68V12H67ZM78 13H79V12H78ZM86 13H87V12L85 11L84 14H86ZM91 13H93V10L91 11ZM91 13H90V10H89V14H90V15H91ZM104 13H105V12H104ZM124 13H125V12H124ZM127 13H128V12H127ZM129 13H130V12H129ZM140 13H141V12H140ZM151 13H152V12H151ZM156 13H157V12H156ZM160 13H161V11H160ZM176 13H177V12H176ZM180 13H181V12H180ZM180 13H179V14H180ZM183 13H184V12H183ZM198 13H199V12H197V14H198ZM227 13H228V12H227ZM238 13H239V11H238ZM52 14H53V13H52ZM60 14H61V11H60ZM82 14H83V13H82ZM82 14H81V15H82ZM105 14H106V13H105ZM114 14H115V13H114ZM120 14H121V13H120ZM120 14H119V15H120ZM130 14H131V13H130ZM136 14H138V13H136ZM136 14H135V15H136ZM149 14H150V13H149ZM154 14H155V13H154ZM163 14H165V13H163ZM163 14H162V16H163ZM179 14H178V16H179ZM184 14H185V13H184ZM186 14H187V16H188L187 11H186ZM186 14H185V15H186ZM208 14H209V13H208ZM242 14L244 15V13H242ZM249 14H250V13H249ZM14 15H15V14H14ZM30 15L33 16L32 14H30ZM66 15H67V14H66ZM68 15H69V14H68ZM93 15H94V14H93ZM95 15H96V14H95ZM106 15H107V14H106ZM122 15H123V14H122ZM125 15H126V13H125ZM128 15H129V14H128ZM159 15H160V14H159ZM168 15H169V14H168ZM174 15H175V14H174ZM182 15H183V14H182ZM211 15H212V13H211ZM211 15H210V16H211ZM240 15H241V14H240ZM15 16H16V15H15ZM37 16H38V15H37ZM48 16H49V15H48ZM57 16H59V15H57ZM72 16H73V15H72ZM78 16H79V15H78ZM83 16H84V15H83ZM87 16H88V15H87ZM107 16H108V15H107ZM133 16H134V15H133ZM138 16H139V15H137V17H138ZM162 16H161V17H162ZM170 16H171V14H170ZM175 16H176V15H175ZM187 16H186V18H187ZM200 16H201V15H200ZM200 16H199V17H200ZM205 16H206V15H205ZM207 16H209V15H207ZM207 16H206V17H207ZM210 16H209V17H210ZM213 16H215V15H213ZM221 16H222V15H221ZM224 16H225V14H224ZM244 16H245V15H244ZM95 17H96V16H94V18H95ZM114 17L116 18V14H115ZM124 17H125V16H124ZM129 17H130V15H129ZM141 17H142V15H141ZM148 17H150V16H148ZM155 17H156V15H155ZM163 17H164V16H163ZM189 17H190V15H189ZM216 17H217V15L215 16V19H216ZM219 17H220V16H219ZM219 17H218V18H219ZM234 17H235L234 10H233V13H232V14H231V12L229 11V15L227 16V19H226V20L228 21L229 25L231 24V22H233ZM249 17L252 18V16H249ZM24 18H26V17H24ZM39 18H40V17H39ZM44 18H45V17H44ZM61 18H62V17H61ZM70 18H71V17H70ZM96 18H97V17H96ZM122 18H123V17H122ZM127 18H128V17H127ZM127 18H126V19H127ZM132 18H134V17H130L131 20H132ZM135 18H136V17H135ZM176 18H177V16H176ZM192 18H193V17H192ZM207 18H208V17H207ZM237 18H238V17H236L235 19H237ZM240 18H242V17H240ZM253 18H254V17H253ZM253 18H252V19H253ZM16 19H17V17H16ZM41 19H42V18H41ZM41 19H40V20H41ZM48 19H49V17H48ZM80 19H81V18H80ZM100 19H101V18H100ZM110 19H111V17H110ZM138 19L140 20V18H138ZM153 19L156 21L155 18H153ZM161 19H162V18H161ZM164 19H165V18H164ZM169 19L171 20V18H169ZM172 19H173V18H172ZM183 19H184V18H183ZM193 19H194V18H193ZM211 19L214 21V19H213L212 17H211ZM224 19H225V17H224ZM224 19H223V20H224ZM25 20H26V19H25ZM71 20H72V19H71ZM73 20H74V19H73ZM78 20H79V19H78ZM94 20H95V19H94ZM116 20H117V18H116ZM118 20H119V18H118ZM121 20H122V19H121ZM154 20H153V21H154ZM174 20H175V19H174ZM178 20H179V19H178ZM200 20H201V19H200ZM208 20L210 21L209 18H208ZM216 20H217V19H216ZM220 20H221V19H220ZM237 20H238V19H237ZM239 20H240V19H239ZM245 20H246V19H245ZM249 20L251 21V19H249ZM49 21H50V20H49ZM56 21H57V20H56ZM58 21H59V20H58ZM58 21H57V22H58ZM74 21H75V20H74ZM135 21H136V23H135ZM135 21H134L133 23H135L136 26H137V19H135ZM141 21H142V20H140V22H141ZM158 21H159V20H158ZM171 21H172V20H171ZM187 21H190V20L186 19V22H187ZM206 21H207V20H206ZM217 21L219 22V19H218ZM221 21H222V20H221ZM242 21H243V20H242ZM247 21H248V20H247ZM15 22H16V20H15ZM80 22H81V21H80ZM94 22H96V21H94ZM103 22H104V21H103ZM110 22H111V21H110ZM127 22H128V19H127ZM148 22H149V21H148ZM159 22H161V21H159ZM175 22H176V21H175ZM201 22H203V21L201 20ZM201 22H200V24H201ZM207 22H208V21H207ZM223 22H224V21H223ZM223 22H222V23H223ZM225 22H226V21H225ZM234 22H235V21H234ZM240 22H241V21H240ZM240 22H239V23L237 22V23H238V26H239V24H240L241 27H243V26H242V23H243V24L246 23V21H243L242 23H240ZM16 23H17V22H16ZM55 23H56V22H55ZM98 23H99V21H98ZM124 23H125V22H124ZM167 23L169 24V22H167ZM176 23H177V22H176ZM216 23H217V22H216ZM216 23H215V24H216ZM20 24H21V23H20ZM48 24L50 25L49 22H48ZM67 24H68V23H67ZM96 24H97V22H96ZM125 24H126V23H125ZM130 24H131V23H130ZM154 24H156V23L154 22ZM180 24H181V23H180ZM187 24H188V25H187ZM187 24H186V26H187V28H189L188 26H189L190 22H189V23L187 22ZM213 24H214V23H213ZM215 24H214V25H215ZM223 24H226V23H223ZM235 24H236V22H235ZM15 25H16V24H15ZM60 25H61V24H60ZM60 25H59V28L61 27ZM73 25H74V24H73ZM113 25H114V24H113ZM127 25H128V24H127ZM133 25H134V24H133ZM141 25H142V23H141ZM143 25H144V24H143ZM146 25H147V24H146ZM157 25H158V22H157ZM160 25H161V24H160ZM160 25H158V27H159ZM162 25H165V24L162 23ZM169 25H171V24H169ZM169 25H168V26L166 25V26L170 28ZM177 25H179V24H177ZM182 25H183V24H182ZM192 25H195V23H192ZM210 25H212V24H211V21H210ZM218 25H219V24H218ZM250 25H251V24H250ZM17 26H18V25H17ZM21 26H22V25H21ZM23 26H24V24H23ZM30 26H31V25H30ZM32 26H33V25H32ZM90 26H91V25H90ZM106 26H107V25H106ZM128 26H130V25H128ZM131 26H132V25H131ZM134 26H135V25H134ZM139 26H140V24L138 25V29H139ZM147 26H148V25H147ZM150 26H151V25H150ZM183 26H185V25H183ZM195 26H196V25H195ZM204 26H205V25H204ZM207 26H208V25H207ZM216 26H217V25H216ZM230 26H231V25H230ZM232 26H235V25L233 24ZM252 26H253V25H252ZM11 27H12V26H11ZM11 27H10V28H11ZM46 27H47V26H46ZM161 27H162V26H160V28H161ZM192 27H193V26H192ZM219 27H221V26H219ZM241 27H240V28H241ZM244 27H245V26H244ZM17 28H18V27H17ZM17 28H16V29H17ZM19 28H20V27H19ZM56 28H57V27H56ZM59 28H58V29H59ZM61 28H62V27H61ZM70 28H71V27H70ZM133 28H134V27H133ZM136 28H137V27H136ZM142 28H143V26L140 27V29H142ZM145 28H146V27H145ZM145 28H144V29H145ZM169 28H167V29H169ZM196 28H197V27H195V30H194V31H196ZM232 28H233V27H232ZM236 28H237V27H236ZM11 29H12V28H11ZM72 29H73V28H72ZM113 29H114V27H113ZM126 29L128 30V28H125V30H126ZM130 29H131V28H130ZM138 29H137V31H135V32H139ZM149 29H150V28H149ZM167 29H166V30H167ZM171 29H172V27H171ZM183 29H184V28H183ZM193 29H194V28H191V31H192ZM208 29H210V27H209ZM211 29H212V28H211ZM211 29H210V30H211ZM221 29H222V27H221ZM237 29H238V28H237ZM18 30H19V29H18ZM22 30H23V29H22ZM61 30H63V29H61ZM64 30H65V29H64ZM114 30H115V29H114ZM152 30H153V29H152ZM201 30H202V29H201ZM238 30H239V29H238ZM240 30H243V29L241 28ZM247 30H249V27H248ZM247 30H246V32H247ZM12 31H13V29H12ZM55 31H56V30H55ZM67 31H68V30H67ZM72 31H73V30H72ZM131 31H132V29H131ZM131 31H127V32H131ZM140 31H141L142 33L144 32V31H142V30H140ZM145 31H146V30H145ZM159 31H160V30H159ZM173 31H174V29H173ZM175 31H176V30H175ZM181 31H182V30H181ZM194 31H192V32H194ZM199 31H200V30H199ZM244 31H245V29H244ZM249 31H251V30H249ZM50 32H51V31H50ZM57 32H58V31H57ZM62 32H63V31H62ZM106 32H107V31H106ZM111 32H112V31H111ZM133 32H134V30H133ZM135 32L133 33L134 36L137 35V33H135ZM146 32H147V31H146ZM153 32H154V31H153ZM161 32H162V30H161ZM161 32H160V33H161ZM165 32H166V31H164V33H165ZM169 32H170V29H169ZM200 32H201V31H200ZM210 32H211V31H210ZM233 32H234V30H233ZM13 33H14V32H13ZM52 33H53V32H52ZM64 33H65V32H64ZM64 33H63V34H64ZM66 33H67V32H66ZM124 33H125V32H124ZM139 33H140V32H139ZM174 33H175V32H174ZM180 33H181V32H180ZM182 33H185V32L182 31ZM197 33H198V32H197ZM236 33H237V30H236ZM239 33H241V32H239ZM242 33H243V32H242ZM247 33H248V32H247ZM49 34H50V33H49ZM110 34H111V33H110ZM125 34H126V33H125ZM135 34H136V35H135ZM147 34H148V32H147ZM158 34H159V33H158ZM170 34H171V33H170ZM200 34H201V33H200ZM233 34H234V33H233ZM248 34H249V33H248ZM67 35H68V34H67ZM104 35H105V34H104ZM107 35H108V37H110L108 33H107ZM128 35H129V34H128ZM138 35L141 36V33L138 34ZM161 35H162V34H161ZM181 35H183V34H181ZM202 35H203V34H202ZM7 36H8V33H7ZM51 36H52V35H51ZM54 36H55V35H54ZM60 36H61V35H60ZM120 36H121V35H120ZM125 36H126V35H125ZM129 36H130V35H129ZM131 36H132V35H131ZM143 36H144V33L142 34L141 38H143ZM165 36H166V35H165ZM167 36H168V35H167ZM167 36H166V37H167ZM173 36H174V35H173ZM195 36H196V35H195ZM235 36H236V35H235ZM56 37H57V36H56ZM121 37H122V36H121ZM148 37H149V36H148ZM150 37H151V36H150ZM150 37H149V39H150ZM157 37H158V36H157ZM168 37H169V36H168ZM170 37H172V36H170ZM170 37H169V38H170ZM176 37H178V35H176ZM186 37H187V36H186ZM199 37H200V36H199ZM246 37H247V35H246ZM10 38H11V37H10ZM139 38H140V37H139ZM141 38H140V40H138V41H141V42H142ZM144 38H145V37H144ZM144 38H143V40H144ZM151 38H152V37H151ZM180 38H181V37H180ZM184 38H185V37H184ZM236 38H237V37H236ZM236 38H235V39H236ZM52 39H53V37H52ZM61 39H62V38H61ZM109 39H111V38H108V40H109ZM146 39H147V38H146ZM146 39H145V41L148 40V39H147V40H146ZM163 39H164V38H163ZM177 39H178V38H177ZM187 39H189V38H187ZM191 39H193V38H191ZM200 39H201V37H200ZM205 39H206V38H205ZM232 39H234V38H232ZM246 39H248V38H246ZM8 40H9V39H7V41H8ZM70 40H71V39H70ZM106 40H107V39H106ZM121 40H122V38H121ZM127 40H129V38H127ZM127 40H126V41H127ZM133 40H134V39H133ZM152 40H153V39H152ZM169 40H170V39H168V41H169ZM171 40H172V39H171ZM174 40H175V38H174ZM174 40H173V41H174ZM185 40H186V39H185ZM185 40H184L183 42H186ZM207 40H208V39H207ZM237 40H238V38H237ZM248 40H249V39H248ZM45 41H46V40H45ZM45 41H44V42H45ZM53 41H55V40H53ZM63 41H64V40H63ZM116 41H118V40H116ZM130 41H131V40H129V42H130ZM145 41H144V43H145ZM180 41H181V40H180ZM188 41H189V40H188ZM234 41H235V40H234ZM241 41H242V40H240V42H241ZM11 42H12V41H11ZM55 42H56V41H55ZM64 42H65V41H64ZM66 42H67V41H66ZM66 42H65V43H66ZM110 42H111V41H110ZM129 42H128V43H129ZM131 42H132V41H131ZM181 42H182V41H181ZM191 42H192V41H191ZM196 42H197V41H196ZM45 43H46V42H45ZM134 43H135V42H134ZM144 43L142 42V44H144ZM163 43H164V42H163ZM163 43H162V45H163ZM169 43H171V42L169 41ZM176 43H177V42H176ZM178 43H179V42H178ZM208 43H209V42H208ZM237 43H238V41H237ZM241 43L246 44L247 41L244 39L243 42H241ZM253 43H254V42H253ZM253 43H252V44H253ZM56 44H57V43H56ZM130 44H131V43H130ZM137 44H138V42L136 43V45H137ZM140 44H141V43H140ZM172 44H174V42H172ZM179 44H180V43H179ZM185 44H186V43H185ZM206 44H207V43H206ZM248 44H249V42H248ZM248 44H247V45H248ZM68 45H69V44H68ZM68 45H67V46H68ZM70 45H72V44H70ZM116 45H117V43H116ZM121 45H122V44H121ZM146 45H147V44H146ZM146 45H143V46L146 47ZM165 45H166V44H165ZM168 45H169V44H168ZM168 45H167V46H168ZM175 45H176V44H175ZM189 45H191V43H190ZM189 45H188V46H189ZM192 45H193V44H192ZM207 45H208V44H207ZM234 45H235V44H234ZM239 45H241V47H242V44H239ZM253 45H254V44H253ZM0 46H1V45H0ZM8 46H10V45H8ZM41 46H42V45H41ZM50 46H51V45H50ZM123 46H124V45H123ZM137 46H138V45H137ZM159 46H160V45H159ZM163 46H164V45H163ZM176 46H177V45H176ZM185 46H186V45H185ZM188 46H187V47H188ZM205 46H206V45H205ZM235 46H236V45H235ZM244 46H245V45H243V47H244ZM42 47H43V46H42ZM54 47H55V45H54ZM131 47H132V45H131ZM141 47H142V46H141ZM147 47H149V45H147ZM161 47H162V46H161ZM179 47H180V46H179ZM179 47H178V48H179ZM182 47H184V44H183V43H182ZM187 47H185V48H187ZM194 47H196V49L198 48L197 46H194ZM203 47H204V46H203ZM208 47H209V46H208ZM208 47H207V48L205 47L206 50H208ZM233 47H234V46H233ZM237 47H238V45H237ZM245 47H246V46H245ZM1 48H2V47H1ZM51 48H52V46H51ZM51 48H49V49H51ZM62 48H63V47H62ZM137 48L139 49V46H138ZM149 48H150V47H149ZM165 48H166V47H165ZM165 48L163 49V47H162L163 50H165ZM176 48H177V47H176ZM178 48H177V49H178ZM190 48H191V47H190ZM217 48L219 49V55L216 53ZM220 48H221V49H220ZM231 48H232V49H231ZM234 48H235V47H234ZM238 48H239V47H238ZM45 49H46V48H45ZM125 49H126V47H125ZM132 49H133V48H132ZM138 49H137V50H138ZM145 49H146V52H147V48H145ZM145 49H142V50H145ZM154 49H155V48H154ZM162 49H161V50H162ZM187 49H189V48H187ZM193 49H194V48H193ZM235 49H236V48H235ZM240 49H242V48H240ZM129 50H130V49H129ZM155 50H156V49H155ZM155 50H154V51H155ZM158 50H160V49H158ZM191 50H192V48H191ZM244 50L246 51V49H244ZM247 50H249V49H247ZM250 50H251V48H250ZM4 51H5V49H4ZM44 51H46V50H44ZM51 51H52V49H51ZM51 51H50V53L53 52V51H52V52H51ZM55 51H56V50H55ZM65 51H66V50H65ZM138 51H140V50H138ZM168 51H169V46H168ZM181 51H183V50H181ZM181 51L179 50V52H181ZM194 51H195V50H194ZM194 51H193V52H194ZM196 51H198V50H196ZM200 51H201V50H200ZM5 52H6V51H5ZM9 52H10V51H9ZM47 52H49V51H47ZM47 52H45V53H47ZM57 52H58V51H56V53H57ZM148 52H149V51H148ZM160 52H161V51H160ZM164 52H165V51H164ZM172 52H173V51H172ZM179 52L177 51V53H179ZM184 52H185V51H184ZM202 52H203V51H202ZM242 52H243V50H242ZM242 52H241V53H242ZM246 52H247V51H246ZM250 52H251V51H250ZM6 53H7V52H6ZM142 53H143V52H142ZM151 53H152V52H151ZM151 53L149 52V54H150V56H151V59H152V55H151ZM161 53H162V52H161ZM203 53H204V52H203ZM47 54H48V53H47ZM47 54H46V55H47ZM53 54H54V53H52V56H53ZM57 54H58V53H57ZM78 54H79V53H78ZM113 54H114V53H113ZM134 54H135V53H134ZM139 54L141 55V53H138L137 55H139ZM146 54H147V53H146ZM162 54H163V53H162ZM166 54H168V52H167ZM172 54H173V53H172ZM172 54H171V55H172ZM189 54H190V53H189ZM189 54H188V55H189ZM192 54H193V53H192ZM195 54H196V53H195ZM238 54H239V53H238ZM0 55H1V53H0ZM9 55H10V53H9ZM46 55H45V56H46ZM114 55H115V54H114ZM143 55H145V54L143 53ZM168 55H169V54H168ZM179 55H180V54H179ZM193 55H194V54H193ZM196 55H198V54H196ZM200 55H201V54H200ZM54 56H55V55H54ZM59 56H60V55H59ZM135 56H136V55H135ZM145 56H146V55H145ZM169 56H170V55H169ZM174 56H175V55H173V57H174ZM184 56H185V53H184ZM201 56H203V54H202ZM206 56H207V55H206ZM17 57H18V56H16V58H17ZM42 57H43V56H42ZM49 57H50V56H48V60H49ZM60 57H61V56H60ZM69 57H70V56H69ZM115 57H116V56H115ZM155 57H156V55H155ZM162 57L164 58V57H166V56L164 55V56H162ZM167 57H168V56H167ZM167 57H166V58H167ZM175 57H176V56H175ZM175 57H174V58H175ZM180 57L183 58L182 55H180ZM194 57H196V56H194ZM194 57H193V60H194ZM197 57H198V56H197ZM197 57H196V59H197ZM203 57H204V56H203ZM50 58H51V57H50ZM52 58H53V57H52ZM55 58H56V57H55ZM61 58H62V57H61ZM61 58H60V59H61ZM70 58H71V57H70ZM70 58H69V59H70ZM111 58H112V57H111ZM140 58H141V57H140ZM142 58H144V57H142ZM148 58H150V57H148ZM156 58H157V57H156ZM156 58H155V59H156ZM160 58H161V57H160ZM174 58H173V59H174ZM189 58H190V57H189ZM191 58H192V57H191ZM201 58H202V57H201ZM205 58H207V57H205ZM17 59H18V58H17ZM41 59H42V58H41ZM71 59H72V58H71ZM75 59H76V58H75ZM112 59H113V58H112ZM135 59H136V58H135ZM137 59H139V58H137ZM151 59H149V60L151 61ZM155 59H154V60H155ZM168 59H169V57H168ZM175 59H177V58H175ZM179 59H180V58H179ZM179 59H178V60H179ZM185 59H186V57H185ZM185 59H184V60H185ZM198 59H199V58H198ZM44 60H45V59H44ZM64 60H65V59H64ZM64 60H63V61H64ZM66 60H67V59H66ZM72 60H73V59H72ZM140 60H141V62H142L144 59H140ZM149 60H148V61H149ZM162 60H163V59H162ZM193 60H192V61H193ZM2 61H3V60H2ZM15 61H16V60H15ZM15 61H14V62H15ZM31 61H32V60H31ZM31 61H30V62H31ZM33 61H34V60H33ZM46 61H47V60H46ZM52 61H53V60H52ZM58 61H59V60H58ZM156 61H157V60H156ZM156 61H155V63H156ZM189 61H190V60H189ZM196 61H197V60H196ZM198 61H199V60H198ZM203 61H204V60H202V62H203ZM6 62H7V61H6ZM48 62H49V61H48ZM48 62H47V63H48ZM55 62H56V59H55ZM67 62H69V61H67ZM73 62H74V61H73ZM138 62H139V60H138ZM144 62H146V61L144 60ZM161 62H162V61H160V64H162ZM167 62H168V61H167ZM173 62H174V61H173ZM177 62H178V61H177ZM179 62H180V61H179ZM179 62H178V63H179ZM7 63H8V62H7ZM31 63H32V62H31ZM34 63H35V61H34ZM36 63H37V61H36ZM53 63H54V62H53ZM134 63H135V62H134ZM134 63H133V64H134ZM148 63H149V62H148ZM175 63H176V62H175ZM180 63H182V62H180ZM185 63H186V62H185ZM189 63H190V62H189ZM189 63H188V64H189ZM197 63H198V62H197ZM2 64H3V63H2ZM10 64H11V63H10ZM48 64H49V63H48ZM51 64H52V63H51ZM55 64H56V63H55ZM146 64H147V63H146ZM146 64H145V65H146ZM151 64H153V62H151ZM158 64H159V63H158ZM160 64H159V65H160ZM163 64H164V63H163ZM167 64H168V63H167ZM169 64H170V63H169ZM176 64H177V63H176ZM199 64H200V63H199ZM199 64H198V65H199ZM42 65H43V64H42ZM62 65H63V64H62ZM66 65H67V64H66ZM75 65H76V63H75ZM82 65H83V64H82ZM134 65L136 66V64H134ZM140 65H141V64H140ZM153 65H154V64H153ZM165 65H166V64H165ZM165 65H164V66H165ZM177 65H178V64H177ZM179 65H180V64H179ZM185 65H186V64H185ZM189 65H190V64H189ZM204 65H206V64H204ZM6 66H7V65H6ZM6 66H4V67H6ZM38 66H39V65H38ZM54 66H55V65H54ZM67 66H68V65H67ZM147 66H148V65H147ZM182 66H183V64H182ZM191 66H192V65H191ZM191 66H189V69H187L188 67H187V65H186V67H187L186 69H187V70H191V69H193V68L190 69ZM194 66H195V65H194ZM200 66H201V65H200ZM40 67H41V66H40ZM50 67H51V66H50ZM52 67H53V66H52ZM140 67H143V66H140ZM154 67H156V65L153 66V68H154ZM166 67H167V66H165V69L168 68V67H167V68H166ZM201 67H202V66H201ZM206 67H207V66H206ZM53 68H54V67H53ZM63 68H64V65H63ZM70 68H71V67H70ZM75 68H76V67H75ZM130 68H131V67H130ZM136 68H137V66H136ZM149 68H150V67H149ZM203 68H204V67H203ZM5 69H7V68H5ZM9 69H10V68H9ZM34 69H35V68H34ZM39 69H40V68H39ZM41 69H42V71L44 70V68H42V67H41ZM41 69H40V70H41ZM57 69H58V68H57ZM151 69H152V67L150 68V70H151ZM154 69H155V68H154ZM154 69H153V70H154ZM158 69L160 70V67L157 68V70H158ZM168 69H169V68H168ZM195 69H196V68H195ZM198 69H199V68H198ZM198 69H196V70H198ZM10 70H11V69H10ZM50 70H51V69H50ZM54 70H56V69H54ZM64 70H66V69H64ZM69 70H70V69H69ZM69 70H68V71H69ZM71 70H72V68H71ZM76 70H77V69H76ZM136 70H137V69H136ZM141 70H143V69L141 68ZM163 70H164V69H163ZM169 70H171V69H169ZM204 70H206V68H205ZM7 71L9 72V70H7ZM47 71L49 72V70H47ZM78 71H79V70H78ZM147 71H148V69H147ZM147 71H146V73H147ZM151 71H152V70H151ZM173 71L176 72L175 70H173ZM192 71L194 72V69H193ZM200 71H201V70H198V72H200ZM225 71L229 72V76H228V77L226 76L227 74H225ZM38 72H39V71H38ZM56 72H57V71H56ZM79 72H80V71H79ZM130 72H131V71H130ZM133 72H134V70H133ZM142 72H143V71H142ZM155 72H156V71H155ZM159 72H160V71H159ZM166 72H167V71H166ZM166 72H165V73H166ZM168 72H169V71H168ZM183 72H184V71H183ZM206 72H207V71H206ZM9 73H10V72H9ZM57 73H58V72H57ZM62 73H63V72H62ZM72 73H73V72H72ZM131 73H132V72H131ZM137 73H138V72H137ZM139 73H140V71H139ZM139 73H138V75H139ZM148 73H150V72H148ZM148 73H147V74H148ZM161 73H162V72H161ZM161 73H160V74H161ZM171 73H172V71H171ZM185 73H186V72H185ZM188 73H189V72H188ZM190 73H191V72H190ZM194 73L197 74V72H194ZM6 74H7V73H6ZM10 74H11V73H10ZM12 74H13V72H12ZM52 74H53V73H52ZM59 74H60V73H59ZM133 74H135V73H133ZM140 74H141V73H140ZM153 74H154V73H153ZM167 74H168V73H167ZM174 74H175V73H174ZM192 74H193V73H192ZM192 74H191V76H192ZM200 74L202 75L203 72L200 73ZM3 75H4V74H3ZM8 75H9V74H8ZM8 75L6 76L7 78H8ZM45 75L47 76V73H46ZM49 75H50V73H49ZM57 75H58V74H57ZM131 75H132V74H131ZM151 75H152V74H151ZM169 75H170V74H169ZM176 75H177V74H176ZM176 75H174V76H176ZM203 75H205V74H203ZM203 75H202V76H203ZM39 76H40V75H39ZM54 76H55V73H54ZM132 76H133V75H132ZM135 76H136V75H135ZM142 76H143V75H142ZM152 76H153V75H152ZM161 76H162V75H161ZM164 76L166 77V75H164ZM172 76H173V74H172ZM179 76H180V75H179ZM182 76H183V75H182ZM197 76H198V74H197ZM197 76L195 75V77H194V76H193V77L196 78ZM206 76H207V75H206ZM225 76L227 77V80L225 79ZM28 77H30V75H29V76L27 75V78H28ZM50 77H51V76H50ZM56 77H57V76H56ZM72 77H73V76H72ZM162 77H163V76H162ZM184 77H185V76H184ZM193 77H192V78H193ZM204 77H205V76H204ZM1 78H2V77L0 76V80H3V79H4V78H3V79H1ZM24 78H25V77H24ZM24 78H23V79H24ZM41 78H42V77H40L39 79H41ZM44 78H45V77H44ZM44 78H43V79H44ZM46 78H47V77H46ZM70 78H71V77H70ZM76 78H77V77H76ZM136 78H138V77H136ZM139 78H141V79L143 80L142 77H139ZM145 78H146V76H144V80H145ZM155 78H156V76H155ZM168 78H169V77H168ZM174 78H175V77H174ZM174 78H173V79H174ZM181 78H182V77H181ZM194 78H193L192 80H194ZM200 78H201V77H200ZM228 78H229V79H228ZM13 79H14V78H13ZM25 79H26V78H25ZM25 79H24V82L27 83L28 81L25 80ZM47 79H48V78H47ZM47 79H46V80H47ZM58 79H59V78H58ZM72 79H75V78H72ZM148 79H149V78H148ZM156 79H157V78H156ZM158 79H159V78H158ZM162 79H163V78H162ZM162 79H160V80H162ZM166 79H167V77H166ZM170 79H172V78H170ZM170 79H169V80H170ZM175 79H176V78H175ZM175 79H174V80H175ZM190 79H191V78H190ZM10 80H11V79H10ZM21 80H22V79H21ZM31 80H32V79H31ZM41 80H42V79H41ZM48 80H49V79H48ZM131 80H133V79H131ZM142 80H140V81L142 82ZM176 80H178V79H176ZM182 80H183V79H182ZM206 80H207V79H206ZM206 80H204V81H206ZM228 80H229V81L231 82V84H232V85H231V87H232L231 90H230L229 84H227V81H228ZM6 81H7V80H6ZM18 81H19V80H18ZM26 81H27V82H26ZM37 81H38V80H37ZM149 81H150V80H149ZM156 81H157V80H156ZM186 81H187V80H186ZM195 81H196V80H194V81H192V82H195ZM197 81H199V80H197ZM32 82H33V80H32ZM41 82H42V81H41ZM133 82H134V81H133ZM162 82H164V81H162ZM162 82H161V83H162ZM170 82L172 83V82H175V81L172 80V81H170ZM170 82H169V84H171ZM178 82H179V81H178ZM182 82H183V81H182ZM184 82H185V80H184ZM199 82H201V81H199ZM199 82H197V83H199ZM7 83H9V82H7ZM22 83H23V82H22ZM22 83H21V84H22ZM33 83H34V82H33ZM46 83H47V82H46ZM56 83H57V82H56ZM56 83H55V84H56ZM155 83H156V82H155ZM157 83H158V82H157ZM167 83H168V82H167ZM188 83H191V82H188ZM1 84H5V83L2 82ZM1 84H0V85H1ZM28 84H30V83L28 82ZM152 84H153V83H152V81H151V85H152ZM159 84H160V83H159ZM169 84H165V86H166V85H169ZM175 84L178 85L177 81L175 82ZM192 84H193V83H192ZM195 84H196V83H195ZM195 84H193L192 87H194ZM202 84H203V83H202ZM205 84H206V83H205ZM205 84H203V85H205ZM251 84H253V85H251ZM8 85H9V84H8ZM11 85H12V83H11ZM32 85H33V87H34L35 84H32ZM38 85H39V83H38ZM43 85H47V84H45V82H44ZM52 85H53V84H52ZM156 85H157V84H156ZM176 85H175V86H176ZM180 85H181V84H180ZM187 85H188V84H187ZM190 85H191V84H190ZM241 85L246 86L245 89L247 88V92H248V90H249L250 88L252 89V87L255 86V88H254V89H255V94H252L251 89L249 90V91H250L249 93H251L252 95H255V96H254V97H255V100H254V99L252 100V98H251L252 102L254 101V102H253V105H254L253 107L255 108V109L253 108L254 110L251 108V109L255 112V117L253 118V120H252L251 122H248L246 119L244 120V118L242 119V116H241V113H242V112H241L240 109H239V110H240V111H239V110L233 108V109H235V110H237V111H239V112H241V113H238L237 111H234V110L232 109V106L235 107L234 105H235V102H236V101H238V102L240 103V105H241V104H242L241 102L244 101L243 99H240V97H239V98L235 101V100H234L235 97H234V98H232V99H233L235 102H233V101L231 100V102H233L234 105H232V104H231V105H228V104H229V103H228L229 100L227 101V97H226L227 93H228V92L230 93V91H235L237 94H239L238 92H240V90L242 89V88H241ZM2 86H3V85H1V87H2ZM5 86H6V84H5ZM26 86H28V85H26ZM36 86H37V85H36ZM148 86H150V85H148ZM148 86H146V87H148ZM157 86H158V85H157ZM157 86H156V87H157ZM165 86H164V87H165ZM170 86H171V85H170ZM188 86H189V85H188ZM200 86H201V85H200ZM243 86H242V87H243ZM20 87H22V85H21ZM160 87H161V85H160ZM172 87H174V86H172ZM172 87H170V88L167 87V88L170 89V90H168V91H171V89H173ZM201 87H202V86H201ZM6 88H7V87H6ZM10 88L12 89L13 87L10 86ZM23 88H24V87H22V89H23ZM34 88H36V87H34ZM41 88H42V87H41ZM161 88H162V87H161ZM184 88L186 89L187 87L184 86ZM190 88H191V86H190ZM197 88L200 89L198 86H197ZM202 88H203V87H202ZM22 89H20V90H22ZM27 89H29V88H27ZM193 89H195V88H193ZM39 90H40V88H39ZM150 90H151V89H150ZM152 90H153V89H152ZM164 90H165V88H164ZM175 90H176V89H175ZM175 90H174V91H175ZM178 90H179V89H178ZM181 90H182V88H181ZM200 90H201V89H200ZM2 91L4 92L3 88H2ZM9 91H11V90H9ZM12 91H13V89H12ZM14 91H15V90H14ZM40 91H41V90H40ZM43 91H44V89H43ZM191 91H193V90H191ZM205 91H207V90L205 89ZM243 91H244V89H243ZM21 92H22V91H21ZM23 92H24V90H23ZM33 92H34V91H33ZM36 92H37V91H36ZM45 92H46V91H45ZM150 92H151V91H150ZM153 92H154V90H153ZM153 92H151V93H153ZM158 92H159V91H158ZM171 92H172V91H171ZM175 92H176V91H175ZM178 92H179V91H178ZM193 92H194V91H193ZM201 92H202V91H201ZM201 92H200V93H201ZM245 92H246V91H245ZM6 93H8V92H6ZM13 93H15V92H13ZM37 93L39 94V92H37ZM64 93H66V92H64ZM161 93H162V90H161ZM161 93H160V94H161ZM165 93H166V92H165ZM183 93H184V92H183ZM188 93H189V92H188ZM231 93H232V92H231ZM231 93H230V94H231ZM242 93H243V92H242ZM2 94H3V93H2ZM29 94H30V93H29ZM148 94H149V93H148ZM148 94H146V95H148ZM153 94H155V92H154ZM162 94H163V93H162ZM181 94H182V92L179 94V97H180ZM184 94H185V93H184ZM184 94H183V95H184ZM232 94H234V93H232ZM240 94H241V92H240ZM240 94H239V95H240ZM246 94H247V93H246ZM246 94H245V95H246ZM251 94H250V95H251ZM11 95H12V94H11ZM15 95L17 96V94H15ZM15 95H14L13 97H16ZM23 95H24V94H23ZM31 95H32V94H31ZM63 95H64V94H63ZM149 95H150V94H149ZM173 95H174V93H173ZM177 95H178V94H177ZM186 95H187V94H186ZM186 95H184V96H186ZM189 95H190V94H189ZM189 95H188V96H189ZM194 95H195V94H194ZM194 95H193V96H194ZM200 95H201V94H200ZM217 95L219 96V99H218V100H217V97H218ZM234 95H235V94H234ZM245 95H244V96H245ZM247 95H248V94H247ZM247 95H246V98H248ZM3 96H4V94H3ZM155 96H156V95H155ZM166 96H167V94H166ZM188 96H186V97H188ZM193 96H192V97H193ZM195 96H196V95H195ZM204 96H205V95H204ZM204 96H202V97H204ZM231 96H233V95H231ZM237 96H238V95H237ZM237 96H236V97H237ZM242 96H243V95H242ZM5 97H9V95L7 94V96H5ZM13 97H12V98H13ZM25 97H26V96H25ZM25 97H24V98H25ZM29 97H30V96H29ZM34 97H35V96H34ZM122 97H123V95H122ZM127 97H128V96H127ZM147 97H148V96H147ZM167 97L170 99L169 95H168ZM174 97H176V96L174 95ZM182 97H183V96H182ZM192 97H191V98H192ZM249 97H251V96H249ZM254 97H253V98H254ZM19 98H21V97H19ZM124 98H125V97H124ZM149 98H150V97H149ZM196 98H197V96H196ZM207 98H208V97H207ZM244 98H245V97H244ZM246 98H245V99H246ZM29 99H30V101H33V100H32L33 98H29ZM65 99H66V98H65ZM126 99H127V98H126ZM145 99H146V98H145ZM157 99H158V98H157ZM161 99H162V98H161ZM179 99H180V98H179ZM181 99L183 100V98H181ZM185 99H187V98H185ZM199 99H201V98L198 97V100H199ZM202 99H203V98H202ZM248 99L250 100V98H248ZM15 100H16L17 105H19V106L22 105L21 103L18 104L17 99H15ZM18 100H20V99H18ZM26 100H28V99L26 98ZM57 100H58V99H57ZM127 100H129V99H127ZM177 100H178V99H177ZM177 100L175 99L174 101H177ZM182 100H181V103L183 102ZM239 100H240V101H239ZM242 100H243V101H242ZM246 100H247V99H246ZM249 100H247V101H249ZM12 101H13V100H12ZM35 101H36V100H35ZM121 101H122V100H121ZM121 101H120V104H121ZM125 101H126V100H124V102H125ZM143 101H144V100H143ZM145 101H147V100H145ZM156 101H157V100H156ZM158 101H159V100H158ZM163 101H164V99H163ZM174 101H173V103H174ZM178 101H179V100H178ZM178 101H177V103H178ZM33 102H34V101H33ZM127 102H128V101H127ZM147 102H148V101H147ZM185 102H186V101H185ZM185 102H184V103H185ZM187 102H188V101H187ZM192 102H193V100H192ZM217 102H218V104H217ZM229 102H230V101H229ZM231 102H230V103H231ZM245 102H246V101H245ZM14 103H15V101H14ZM24 103H26V101H24ZM37 103H38V102H37ZM122 103H123V102H122ZM141 103H142V100H141ZM149 103H150V102H149ZM175 103H176V102H175ZM184 103H183V104H184ZM188 103H189V102H188ZM188 103H187V104H188ZM195 103H196V102H195ZM203 103H204V102H203ZM227 103H228V104H227ZM239 103H238V104H239ZM249 103H250V105H252V104H251V101H250V102H247V105H248ZM8 104L10 105L9 102H8ZM28 104H30V103H28ZM58 104H61V103H59V100H58ZM126 104H127V103H126ZM146 104H147V103H146ZM146 104H144V107H143V108H146V107H145ZM153 104H154V103H153ZM163 104H165V103H163ZM179 104H180V103H178V105H179ZM183 104H182V105H183ZM185 104H186V103H185ZM192 104L194 105V107L196 106L194 103H192ZM196 104H197V103H196ZM201 104H202V101H201ZM238 104H237V102H236L237 108H238ZM24 105L26 106V104H24ZM32 105H33V104H32ZM38 105H39V103H38ZM50 105H51V104H50ZM55 105H56V104H55ZM124 105H125V104H124ZM128 105H129V104H128ZM142 105H143V104H142ZM167 105H169V104L167 103ZM182 105H181L180 107L183 109L184 105H183V106H182ZM205 105H207L206 102H205ZM240 105H239V106H240ZM243 105L245 106V103H244ZM0 106H1V102H0ZM11 106H12V105H11ZM19 106H18V107H19ZM25 106H24V108H25ZM33 106H36V105H33ZM67 106H68V105H67ZM121 106H123V105H121ZM148 106H149V105H148ZM158 106H159V105H158ZM185 106H186V105H185ZM190 106H191V105H190ZM244 106H241L242 108H241V107H240V108L245 110L246 107H244ZM53 107H54V106H53ZM59 107H60V106H59ZM65 107H66V106H65ZM126 107H128V106H126ZM130 107H131V106H130ZM130 107H128V109H129ZM155 107H156V106H155ZM162 107H163V106H162ZM162 107H161V108H162ZM173 107H175V106H173ZM186 107H187V106H186ZM186 107H184V108H186ZM196 107H198V106H196ZM200 107H201V106H200ZM202 107H203V108L205 107L204 104H203ZM216 107H217V106H216ZM251 107H252V106H251ZM5 108H6V107H5ZM19 108H20V107H19ZM32 108H33V107H32ZM47 108H48V107H47ZM47 108H45V109H47ZM55 108H57V107H55ZM61 108H62V107H61ZM70 108H71V107H70ZM70 108H69V109H70ZM122 108H123V107H122ZM124 108H125V107H124ZM141 108H142V107H141ZM166 108H167V106H166ZM205 108H206V107H205ZM1 109H2V107H1ZM11 109H12V108H11ZM25 109H26V108H25ZM38 109H39V108H38ZM40 109H41V108H40ZM59 109H60V108H59ZM62 109H64V108H62ZM69 109H68V110H69ZM73 109H74V108H73ZM149 109H150V107H149ZM149 109H148V111H147L148 113H149V111L151 112V110H149ZM153 109H155V108H153ZM162 109H164V108H162ZM168 109H169V108H167V110H168ZM186 109H191V108H188V107H187ZM186 109H185V111H186ZM192 109H194V108L192 107ZM223 109H222V110H223ZM248 109H249V111L251 110V109L249 108V106H248ZM8 110H9V106H8ZM12 110H13V109H12ZM20 110H21V108H20ZM27 110H28V109H27ZM34 110H35V109H34ZM34 110H33V113H34ZM49 110H50V107H49L48 111H49ZM52 110H54V109L52 108ZM65 110H67V109L65 108ZM65 110H64V111H65ZM71 110H72V109H71ZM71 110H69V111L71 112ZM194 110H195V109H194ZM215 110H217V108H216ZM246 110H247V109H246ZM246 110H245V112H246ZM252 110H251V111H252ZM15 111H16V110H15ZM15 111H14V112H15ZM17 111H18V110H17ZM31 111H32V110H31ZM39 111H40V114H41V111H43V109H42V110H39ZM56 111H57V110H56ZM162 111H163V110H162ZM164 111H165V110H164ZM176 111L178 112V110H176ZM179 111H181L180 114L183 115V114H182V110L179 109ZM204 111H205V110H204ZM206 111L208 112V109H206ZM211 111H212V110H211ZM217 111H218V110H217ZM223 111H224V110H223ZM3 112H6V111H3ZM9 112H11V111H9ZM18 112H19V111H18ZM24 112H25V111H24ZM28 112H29V110H28ZM43 112H44V111H43ZM46 112H47V111H46ZM50 112H51V110H50ZM50 112H49V113H50ZM52 112H53V111H52ZM58 112H59V111H58ZM61 112H62V111H61ZM61 112H60V113H61ZM70 112H69V113H70ZM73 112H74V111H73ZM159 112H160V111H159ZM159 112H158V114H159ZM174 112H175V111H173V113H174ZM186 112H187V111H186ZM213 112H216V111H213ZM218 112H219V111H218ZM218 112H217V113H218ZM221 112H222V111H221ZM221 112H219V113H221ZM226 112H227V111H226ZM247 112H248V111H247ZM11 113H13V112H11ZM16 113H17V112H16ZM22 113H23V112H22ZM29 113H30V112H29ZM65 113H66V112H65ZM69 113H68V114H69ZM74 113H75V112H74ZM74 113H70V114H74ZM164 113H165V112H164ZM168 113H169V111H168ZM168 113H167V114H168ZM183 113H184V111H183ZM189 113H191V112H189ZM193 113H196V112H193ZM209 113H210V112H209ZM211 113H212V112H211ZM211 113H210V114H211ZM217 113L214 114L213 118L210 117V118L213 119V121H212L213 125L211 124V121H209V122H208V121H205V123H206V124L208 123L207 125L210 124L212 127L215 126L216 123H217L216 120H217L219 117H220V118H223V117L217 115ZM222 113H223V112H222ZM222 113H221L220 115H222ZM229 113H227V114L229 115ZM252 113H253V112H252ZM252 113L250 112L251 115H252ZM19 114H20V113H19ZM25 114H28V113L25 112ZM35 114H36V111H35ZM45 114H46V113H45ZM52 114H53V113H52ZM54 114H55V113H54ZM54 114H53V115H54ZM61 114H63V113H61ZM76 114H77V113H76ZM76 114H75V115H76ZM78 114H79V113H78ZM162 114H163V112H162ZM171 114H172V113H171ZM176 114H177V113H176ZM186 114H187V113H186ZM197 114L199 115V112H198V111H197ZM212 114H213V113H212ZM243 114H244V117H245L246 114H245L244 112L242 113V115H243ZM3 115H4V114H3ZM16 115H17V114H16ZM20 115H21V114H20ZM28 115H29V114H28ZM31 115H32V114H31ZM42 115H44V113H43ZM42 115H40V116H42ZM141 115L143 116V114H141ZM154 115H156V114H154ZM154 115H153V117H154ZM168 115H169V114H168ZM173 115H174V114H173ZM181 115H179V116H181ZM192 115H193V114H192ZM192 115H191V116H192ZM200 115H203V114L200 113ZM215 115L218 116L217 119H216ZM5 116H6V115H5ZM5 116H4V117H5ZM34 116H35V115H34ZM54 116L56 117V115H54ZM65 116L68 117L67 114H66ZM65 116H64L63 118H65ZM77 116H78V115H76V117H77ZM132 116H133V115H132ZM135 116H137V115H135ZM149 116H150V115H148V120H150V119H149V118H150ZM159 116H160V114H159ZM165 116H166V115H165ZM184 116H185V115H184ZM188 116H189V114H188ZM209 116H210V115H209ZM209 116H208V117H209ZM224 116H225V115H224ZM12 117H14V116H12ZM16 117H17V116H16ZM28 117H29V116H28ZM160 117H162V116H160ZM193 117H194V116H193ZM197 117H200V116H196V118H197ZM206 117H207V116H206ZM227 117H228V116H227ZM227 117H226V120H227ZM6 118H7V117H6ZM22 118H24V117H22ZM29 118H31V117H29ZM37 118H38V116H37ZM42 118H44V116H43ZM48 118H49V117H48ZM48 118H46V119H48ZM71 118H73V120H74V115H73V117L71 116ZM127 118H128V117H127ZM130 118H131V120H132V117H130ZM137 118H141V117H137ZM162 118H163V117H162ZM162 118H161V119H162ZM165 118H166V117H165ZM186 118H187V116H186ZM189 118H190V117H189ZM189 118H188V119H189ZM202 118H203V117H202ZM220 118H219V119H220ZM7 119H8V118H7ZM10 119H12V118H10ZM16 119H18V117H17ZM32 119H33V117H32ZM34 119H36V118H34ZM46 119H45V120H46ZM49 119H50V118H49ZM49 119H48V120H49ZM51 119H52V118H51ZM51 119H50V120H51ZM60 119H62V117H61ZM67 119H69V118H67ZM134 119H135V118H134ZM143 119H144V118H143ZM151 119H153V118L151 117ZM154 119H155V118H154ZM154 119H153V121H154ZM191 119H192V118H191ZM193 119H194V118H193ZM223 119H224V118H223ZM247 119H248V118H247ZM250 119H251V118H250ZM2 120H3V119H1V122H2ZM12 120H13V119H12ZM22 120H24V119H22ZM36 120H37V119H36ZM52 120H53V119H52ZM54 120H55V118H54ZM71 120H72V119H70V121H71ZM137 120H138V119H135V122H136ZM162 120H164V119H162ZM194 120H195V119H194ZM197 120H198V119H197ZM197 120H196V121H197ZM201 120H202V119H201ZM206 120H207V119H206ZM24 121H25V120H24ZM24 121H23V125H24ZM32 121H33V120H30L29 122H32ZM38 121H39V120H38ZM40 121H41V120H40ZM56 121H57V120H56ZM85 121H86V120H85ZM146 121H147V120H146ZM146 121H145V122H146ZM150 121H152V120H150ZM198 121H199V120H198ZM217 121H218V120H217ZM33 122H36V121H33ZM44 122H45V121H44ZM48 122H49V121H48ZM72 122H73V121H72ZM122 122H123V121H122ZM125 122H126V120H125ZM127 122H128V120H127ZM129 122H130V121H129ZM132 122L134 123V121H132ZM132 122H131V123H132ZM154 122H156V119H155ZM162 122H164V121H162ZM168 122H169V121H168ZM168 122H167V123H168ZM199 122H200V121H199ZM201 122L203 123V121H201ZM201 122H200V123H201ZM6 123H7V122H6ZM6 123H5V127H6ZM16 123H17V122H16ZM36 123H37V122H36ZM36 123H35V124H36ZM40 123L42 124V122H40ZM49 123L51 124V121H50ZM60 123H63V122H60ZM68 123H70V122H68ZM68 123H67V124H68ZM86 123H87V121H86ZM123 123H124V122H123ZM131 123H130V124H131ZM143 123H144V121H143ZM146 123L148 124V122H146ZM151 123H152V122H151ZM151 123H150V124H151ZM169 123H170V122H169ZM200 123H199V124H200ZM205 123H204V124H205ZM218 123H217V124H218ZM2 124L4 125V123H2ZM7 124H8V123H7ZM28 124H29V123H28ZM67 124H66V125H67ZM81 124H84V123L81 122ZM90 124H91V123H90ZM121 124H122V123H121ZM125 124H129V123H125ZM130 124H129V125H130ZM150 124H149V125H150ZM157 124H158V123H157ZM162 124H163V123H162ZM165 124H166V123H164V125H165ZM38 125H39V124H37V127L40 128V127H39L40 125H39V126H38ZM53 125H54V124H53ZM72 125H74V124H72ZM75 125H78V124H75ZM79 125H80V124H79ZM87 125H88V124H87ZM123 125H124V124H123ZM123 125H121V127H122ZM134 125H135V124H133L132 127H133ZM136 125H138L137 122H136ZM152 125H154V124L152 123ZM158 125H159V124H158ZM166 125H168V124H166ZM169 125H170V124H169ZM210 125H209V126H210ZM218 125H219V124H218ZM218 125H217V127H218ZM238 125H239V126H236V125H234V126L238 128V127H240L241 124H238ZM0 126H1V124H0ZM10 126H11V125H10ZM24 126H25V125H24ZM33 126H34V125H33ZM41 126H42V125H41ZM67 126H68V125H67ZM92 126H93V125H92ZM130 126H131V125H130ZM145 126H146V125H145ZM155 126H157V125L155 124ZM155 126H154V127H155ZM205 126H206V125H205ZM14 127H15V126H14ZM26 127H27V126H26ZM29 127H30V125H29ZM44 127H45V126H44ZM52 127H53V126H52ZM68 127H69V126H68ZM85 127H86V126H83L84 129H85ZM110 127H111V126H110ZM112 127H114V126H112ZM112 127H111V128H112ZM127 127H128V126H127ZM132 127H131V128H132ZM134 127H135V126H134ZM134 127H133V128H134ZM139 127H140V126H139ZM154 127H153V130H154ZM200 127H202V126H200ZM203 127H204V126H203ZM206 127H207V126H206ZM212 127H211V128H212ZM217 127H215V128L213 127V129H212V133H213V131L215 132V129H216ZM242 127H243V126H242ZM10 128H11V127H10ZM18 128H19V127H18ZM54 128H55V126H54ZM57 128H58V127H57ZM60 128H61V126H60ZM83 128H82V130H83ZM87 128H88V127H87ZM87 128H86V129H87ZM89 128H90V127H89ZM122 128L124 129V127H122ZM143 128H145V127H143ZM155 128H157V127H155ZM169 128H170V127H169ZM204 128H205V127H204ZM218 128H219V127H218ZM222 128H219V130H221V131L223 132ZM21 129H22V127H21ZM31 129H32V128H31ZM33 129H34V128H33ZM42 129H43V128H42ZM49 129H50V127H49ZM93 129H94V127H93ZM112 129H113V128H112ZM119 129H120V128H119ZM125 129H126V127H125ZM125 129H124V130H125ZM135 129H136V128H135ZM141 129H142V128H141ZM149 129H150V128H149ZM207 129H208V128H207ZM232 129H231V131L233 132L234 129H233V130H232ZM242 129H243V128H242ZM244 129H245V128H244ZM244 129H243V130H244ZM1 130H2V129H1ZM3 130H4V129H3ZM11 130H12V129H11ZM13 130H14V129H13ZM22 130H23V129H22ZM40 130H41V129H39V133L41 134V131H40ZM46 130H47V129H46ZM82 130H80V131H82ZM108 130H109V129H108ZM114 130H115V127H114ZM116 130H118V129L116 128ZM131 130H133V129H131ZM146 130H147V129L145 128V129H144V132H145ZM155 130H156V132H157V129H155ZM163 130H165V129H163ZM170 130H171V128H170ZM201 130H202V128H201ZM203 130H204V129H203ZM208 130H210V128H209ZM208 130H207V131H208ZM219 130H218V131H219ZM27 131H28V129H27ZM31 131H32V130H31ZM33 131H34V130H33ZM94 131H95V130H94ZM111 131H112V130H111ZM137 131H138V133H137ZM137 131H136L137 135L140 134V133L142 134V132H140V131H142V130L139 131V129H137ZM150 131H151V130H150ZM205 131H206V130H205ZM207 131H206V132H207ZM3 132H4V131H3ZM8 132H9V131H8ZM11 132H12V131H11ZM11 132H10L9 134H11ZM14 132H15V131H14ZM24 132H25V131H24ZM36 132H37V131H36ZM50 132H51V131H50ZM53 132H54V130H53ZM59 132H60V131H59ZM84 132H85V131H84ZM84 132H82V133L84 134ZM113 132H114V131H112L111 133H113ZM122 132H123V131H122ZM133 132H134V131H133ZM139 132H140V133H139ZM147 132H148V130H147ZM147 132H145V133H147ZM202 132H203V131H202ZM208 132H209V131H208ZM216 132H217V131H216ZM222 132H221V133H222ZM225 132H224L223 134H225ZM232 132H231V133H232ZM21 133H22V132H21ZM31 133H32V132H31ZM43 133H44V132H43ZM43 133H42V136H43ZM80 133H81V132H80ZM82 133H81V134H82ZM89 133H90V132H89ZM125 133H127L126 130H125ZM136 133H135V134H136ZM145 133H144V134H145ZM152 133H153V132H152ZM159 133H160V132H159ZM163 133H164V131H163ZM166 133H167V132H166ZM166 133H164V135H165ZM173 133H174V132H173ZM173 133H172V134H173ZM209 133H210V132H209ZM217 133H218V132H217ZM219 133H220V132H219ZM219 133H218V134H219ZM221 133H220V134H221ZM229 133H230V131H229ZM229 133H228V134H229ZM9 134H8V135H9ZM15 134H16V133H15ZM15 134L13 133L14 137L16 138L17 135L15 136ZM25 134H26V132H25ZM29 134H30V133H29ZM51 134H52V132H51ZM86 134H87V133H86ZM86 134H84V135H86ZM90 134H91V133H90ZM117 134H119L118 131H117ZM127 134H128V133H127ZM149 134H150V133H149ZM155 134H156V133H155ZM203 134H205V133H203ZM223 134H221L222 137H223ZM4 135H5V134H4ZM6 135H7V134H6ZM26 135H27V134H26ZM37 135H38V134H37ZM52 135H53V134H52ZM55 135H56V134H55ZM79 135H80V134H79ZM131 135H132V134H131ZM137 135H136V136H137ZM157 135H158V134H157ZM173 135H174V134H173ZM207 135H210V134H207ZM212 135H213V134H212ZM221 135H220V136H221ZM1 136H2V134H1ZM31 136H32V135H31ZM49 136H50V135H49ZM80 136H82V135H80ZM89 136H90V135H89ZM97 136H98V135H97ZM97 136H96V137H93V139L95 138V139H94L95 141H96ZM106 136H107V135H106ZM106 136H105V137H106ZM117 136H119V135H117ZM132 136H134V135H132ZM132 136H130V137H132ZM143 136H144V135H143ZM145 136L148 137L147 134H146ZM155 136H156V135H155ZM155 136H154V138H155ZM159 136H160V134H159ZM174 136H175V135H174ZM213 136H214V135H213ZM226 136L228 137V135H226ZM231 136H233V135H229V137H231ZM239 136H238V137H239ZM5 137H6V136H5ZM7 137H8V136H7ZM7 137H6V138H7ZM11 137H12V136H11ZM37 137L39 138V135H38ZM47 137H48V136H47ZM52 137H53V136H52ZM54 137H56V136H54ZM54 137H53V138H54ZM84 137H85V136H84ZM87 137H88V136H87ZM90 137H91V136H90ZM90 137H89V138H86V140L89 139L88 141H90ZM108 137L110 138L111 136H108ZM119 137H122V136H119ZM123 137H124L123 139H125V136H123ZM138 137H139V135H138ZM138 137H137V139H138ZM140 137H141V136H140ZM140 137H139V138H140ZM147 137H145V138L143 137V138L146 140ZM165 137H166V136H165ZM207 137H208V136H207ZM209 137L211 138V136H209ZM6 138H5V139H6ZM20 138H21V136H20ZM23 138H24V137H23ZM31 138H32V137H31ZM33 138H34V137H33ZM53 138H51V139H53ZM79 138H80V137H79ZM106 138H107V137H106ZM114 138H115V137H114ZM126 138H127V137H126ZM132 138H133V137H132ZM134 138H136V137H134ZM134 138H133V139H134ZM156 138H157V137H156ZM156 138H155V139H156ZM216 138H217V135H216ZM219 138H220V137H218V139H219ZM225 138H226V137H225ZM225 138L223 137V139H225ZM2 139H3V138H2ZM17 139H18V138H17ZM21 139H22V138H21ZM25 139H26V138H25ZM35 139H36V138H35ZM35 139H34V140H35ZM81 139H82V138H81ZM81 139H78V140H81ZM98 139H99V137H98ZM118 139H121V138H118ZM148 139H149V138H148ZM148 139H147V140H148ZM164 139L166 140V139H168V138L166 137V138H164ZM203 139H204V137H203ZM227 139H228V138H227ZM232 139H233L234 141L237 140V138L234 139V137H233ZM0 140H1V139H0ZM9 140H10V142H11V139H10V138H9ZM36 140H37V139H36ZM44 140H45V139H44ZM44 140H43V141H44ZM53 140H54V139H53ZM60 140H61V139H60ZM103 140H105V139H103ZM110 140H111V139H110ZM126 140H127V139H126ZM129 140H130L129 142L131 143L132 139H129ZM141 140H142V139H141ZM149 140H150V139H149ZM152 140H153V138H152ZM212 140H213V139H212ZM225 140H226V139H225ZM239 140H240V139H239ZM1 141H2V140H1ZM3 141H4V145H5L6 142H8V141L5 142L4 139H3ZM12 141H14V140H12ZM18 141H20V140H18ZM38 141H39V140H38ZM41 141H42V140H41ZM56 141H57V140H56ZM74 141H75V140H74ZM88 141H87V142H88ZM127 141H128V140H127ZM134 141H135V140H133L132 143H133ZM155 141H156V140H155ZM204 141H205V140H204ZM214 141H216V140H214ZM219 141H220V140H219ZM228 141H229V140H227L226 142H228ZM234 141H233V143H234ZM20 142H21V141H20ZM20 142H19V143H20ZM26 142H28V141H26ZM29 142H31V141H29ZM44 142L46 143V140H45ZM50 142H52V141H50ZM81 142H83V141H81ZM97 142H98V141H97ZM97 142H96V143H97ZM111 142H112V141H111ZM113 142H114V141H113ZM118 142H119V141H118ZM124 142H125V146H124V147H125V149H126V148H127L126 145H128V143L126 144V141H124ZM124 142H123V143H124ZM150 142H151V141H150ZM158 142H159V140H158ZM162 142H163V141H162ZM212 142H213V141H212ZM217 142H218V141H217ZM221 142H222V140H221ZM230 142H232V141H230ZM239 142H240V141H239ZM2 143H3V142H2ZM2 143L0 142V144H2ZM14 143H16V142H14ZM42 143H43V142H42ZM52 143H54V142H52ZM75 143H76V142H75ZM88 143H90V142H88ZM104 143H105V142H104ZM138 143H139V142H138ZM140 143H143V141H140ZM146 143H148V141H147ZM218 143H220V142H218ZM242 143H243V142H242ZM24 144H25V143H24ZM24 144H23V145H24ZM27 144H29V143H27ZM30 144H31V143H30ZM43 144H44V143H43ZM49 144H50V143H49ZM55 144H57V143L55 142ZM60 144H61V143H60ZM70 144H71V142H70ZM97 144H99V143H97ZM115 144H117V143H115ZM119 144H120V143H119ZM121 144H122V142H121ZM134 144H135V143H134ZM163 144H164V143H163ZM210 144H211V143H210ZM213 144H215V143H213ZM220 144H221V143H220ZM223 144H224V143H223ZM229 144H230V143H229ZM4 145H3V146H4ZM6 145H7V143H6ZM13 145H14V144H13ZM34 145H36V144H34ZM61 145H62V144H61ZM84 145H85V144H84ZM84 145H83V147H84ZM101 145H102V144H101ZM135 145H136V144H135ZM135 145H133V147H134ZM147 145H148V144H147ZM149 145H150V144H149ZM152 145H154V144H152ZM157 145H158V143H157ZM159 145L161 146V144H159ZM164 145H165V144H164ZM164 145H163V146H164ZM170 145H171V144H170ZM172 145H173V144H172ZM227 145H228V143H227ZM230 145H231V144H230ZM235 145H236V144H235ZM242 145H243V144H242ZM242 145H241V146H242ZM249 145H248V147H249ZM3 146H2V147H3ZM18 146H19V145H18ZM43 146H44V145H43ZM59 146H60V145H59ZM78 146H79V145H78ZM89 146H90V145H89ZM98 146H100V144L97 145V148H98ZM104 146H106V145H104ZM120 146H122V145H120ZM129 146H130V144H129ZM129 146H128V148H129ZM139 146H140V145H139ZM160 146H159V147H160ZM217 146H219V145H217ZM222 146H223V145H222ZM222 146H220V147H222ZM231 146H232V145H231ZM0 147H1V146H0ZM6 147L8 148V146H6ZM12 147H13V146H12ZM19 147H21V146H19ZM30 147H32V145H30ZM52 147H53V146H52ZM52 147H50V148H52ZM56 147H57V146H56ZM63 147H64V146H63ZM76 147H77V146H76ZM102 147H103V146H102ZM108 147H109V146H108ZM115 147H116V146H115ZM133 147H131V148H133ZM136 147H137V146H136ZM136 147H135V148H136ZM142 147H143V146H142ZM146 147H147V146H146ZM153 147H155V146H153ZM164 147H167V146H164ZM209 147H210V146H209ZM212 147H214V145H213ZM224 147H225V146H224ZM227 147L229 148L230 146H227ZM245 147H246V146H245ZM245 147H244V145H243V148H245ZM38 148H39V147H38ZM40 148H41V147H40ZM61 148H62V146H61ZM77 148H78V147H77ZM85 148H86V146H85ZM85 148H84V149H85ZM104 148H105V147H104ZM120 148H122V147H120ZM144 148H145V146L143 147V149H144ZM147 148H148V147H147ZM151 148H152V147H151ZM172 148H173V149H172ZM172 148H171L172 150L170 149V150H171L170 153H173L172 151L175 150L174 148H176V147H175V146H174V147L172 146ZM228 148H226V149L228 150L227 152L230 153V151H229ZM236 148H239V146H237ZM253 148H252V150H253ZM10 149H11V148H10ZM30 149H31V148H30ZM32 149H33V148H32ZM32 149H31V151H33ZM44 149H47V147L44 148ZM52 149H53V148H52ZM63 149H64V148H63ZM63 149H62V150H63ZM90 149H91V147H90ZM105 149H107V148H105ZM105 149H104V150H105ZM109 149H110V147H109ZM109 149H108V150H109ZM111 149H112V148H111ZM117 149H118V148H117ZM117 149H116V150H117ZM122 149H123V148H122ZM125 149H124V150H125ZM136 149H137V148H136ZM152 149H153V148H152ZM152 149H151V150H152ZM155 149H156V148H155ZM166 149H167V148H165V150H166ZM223 149H224V148H223ZM230 149H231V148H230ZM234 149H235V147H234ZM246 149H247V148H246ZM246 149H245V151H246ZM13 150H14V149H13ZM26 150H28V148H27ZM35 150L37 151V149H35ZM73 150H74V149H73ZM79 150H80V149H79ZM82 150H83V149H82ZM88 150H89V149H88ZM101 150H102L101 152H100V150H99L100 155H101V153L103 154V152H104L103 149H101ZM114 150H115V149H114ZM126 150H127V152H126ZM126 150H125V153H126V154H127V153L129 154L128 149H126ZM141 150H142V148H141ZM153 150H154V149H153ZM160 150H161V147H160ZM162 150H163V149H162ZM177 150H178V148H177ZM201 150H202V149H201ZM214 150H215V149H214ZM218 150H219V149H218ZM235 150H236V149H235ZM241 150H242V149H241ZM247 150H248V149H247ZM254 150H253V151H254ZM6 151H7V150H6ZM9 151H10V150H9ZM24 151H25V150H24ZM24 151H22V152H24ZM31 151H30V152H31ZM53 151H54V150H53ZM60 151H61V150H60ZM64 151H65V149H64ZM106 151H107V150H106ZM106 151L104 152V156H105V153L107 154ZM111 151H113V150H111ZM120 151H122V150L120 149ZM120 151H119V152H120ZM143 151H144V150H143ZM147 151H148V150H147ZM156 151H157V150H156ZM156 151H155V152H156ZM166 151H167V150H166ZM178 151H179V150H178ZM204 151H205V150H204ZM220 151H221V150H220ZM222 151H223V150H222ZM224 151H226V150H224ZM237 151H239V150H237ZM243 151H244V149H243ZM243 151H242V153H240V152H239V153L236 152V153H237L238 156H239V155H242V156H240V157H243V153H244ZM249 151H250V150H249ZM249 151H248V153H249ZM3 152H5V151H3ZM3 152H2V153H3ZM13 152H14V151H13ZM13 152H12V153H13ZM20 152H21V151H20ZM27 152H28V154L30 153L29 150H28ZM77 152H78V150H77ZM77 152H76V153H77ZM80 152H81V151H80ZM83 152H84V150H83ZM83 152H82V153H83ZM85 152H87L86 149H85ZM90 152H91V150H90ZM94 152H95V151H94ZM94 152H91V154L94 153ZM97 152H98V151H97ZM141 152H142V151H141ZM148 152H149V154H150L152 151L150 152V150H149ZM167 152H168V151H167ZM167 152H165V153L167 154ZM179 152H181V151H179ZM246 152H247V151H246ZM7 153H8V152H7ZM32 153H33V155L35 156L34 152H32ZM35 153H36V152H35ZM37 153H38V152H37ZM37 153H36V155H37ZM42 153H43V151H42ZM46 153H47V151H46ZM53 153H54V152H53ZM55 153H56V152H55ZM57 153H58V152H57ZM61 153H62V152H61ZM63 153H64V152H63ZM73 153H74V152H73ZM109 153H110V151H109ZM115 153H116V151H115ZM142 153H144V152H142ZM162 153H163V151H161V154H162ZM174 153H175V152H174ZM202 153H203V152H202ZM204 153H205V152H204ZM213 153H214V155H216L215 152H213ZM17 154H18V153H17ZM22 154H23V153H22ZM28 154H27V155H28ZM78 154H79V152H78ZM80 154H81V153H80ZM85 154H86V153H85ZM95 154H96V152H95ZM110 154H111V153H110ZM119 154H120V153H119ZM122 154H124V151H123V153L121 152V155H122ZM126 154H125V155H126ZM145 154H146V153H145ZM145 154H144V155H145ZM180 154H181V153H180ZM180 154H178V155H180ZM183 154H184V151H183ZM189 154H190V153H189ZM210 154H211V153H210ZM231 154H232V153H231ZM231 154H230V155H231ZM2 155H3V154H2ZM2 155H1V156H2ZM4 155H6V156H4V157H7V154L4 153ZM8 155H9V154H8ZM10 155H11V154H10ZM13 155H14V154H13ZM13 155H12V156H13ZM18 155H19V154H18ZM27 155H26V156H27ZM30 155H31V154H30ZM33 155H32V157H33ZM46 155H47V154H46ZM48 155H49V154H48ZM51 155H52V154H51ZM58 155H59V153H58ZM67 155H68V154H67ZM69 155H70V154H69ZM74 155H75V154H74ZM87 155H88V154H87ZM111 155H112V154H111ZM113 155L115 156V154H113ZM116 155H117V154H116ZM125 155H124V156H125ZM190 155H191V154H190ZM198 155H199V154H198ZM200 155H202V154H200ZM205 155H208V154L205 153ZM211 155L213 156V154H211ZM217 155H218V154H217ZM217 155H216V156H217ZM219 155H221V153H220ZM227 155H228V153H227ZM227 155H225V157H226ZM233 155H234V153H233ZM237 155H236V156H237ZM244 155H245V154H244ZM249 155H250V158H251L252 155H251L250 153H249ZM42 156H43V155H42ZM52 156H53V155H52ZM55 156H56V155H55ZM61 156H62V155H61ZM63 156H64V155H63ZM98 156H99V155H98ZM102 156H103V155H102ZM119 156H120V155H119ZM124 156L122 155L121 157H122L123 159H124L125 157H128V156H125V157H124ZM152 156H153V155H152ZM157 156H158V154H157ZM164 156H166V155L164 154ZM181 156H182V154H181ZM183 156H184V155H183ZM216 156H215V157H216ZM222 156H224V154H223ZM245 156H247V153H246ZM245 156H244V158H245L244 161L248 158V157L246 158ZM4 157H3V159H5ZM9 157H10V156H8V158H9ZM30 157H31V156H30ZM32 157H31V159H32ZM48 157H49V156H48ZM59 157H60V155H59ZM78 157H79V156H78ZM85 157H86V156H85ZM95 157H96V155L94 156V158H95ZM110 157H112V156H110ZM115 157H116V156H115ZM115 157H114V158H115ZM117 157H118V156H117ZM142 157H144V156H142ZM155 157H156V156H154V158H155ZM170 157H171V156H170ZM170 157H169V158H170ZM203 157H204V156H203ZM227 157H228V156H227ZM240 157H238V158H240ZM252 157H253V156H252ZM256 157H258V158H256ZM8 158H7V160H8ZM11 158H12V157H10V162L12 161ZM17 158H19L18 160H21L20 158H22V157H18V156H17ZM23 158H24V159L26 158L25 155H24ZM27 158H28V157H27ZM34 158H35V160H36V157H34ZM56 158H57V157H55V159H56ZM61 158H62V157H61ZM63 158H64V157H63ZM63 158H62V160L64 161ZM71 158H72V157H71ZM89 158H91V157L89 156ZM100 158H101V157H100ZM105 158H106V157H105ZM105 158H104V159H105ZM107 158H108V157H107ZM119 158H120V157H119ZM122 158H121V159H122ZM128 158H129V157H128ZM151 158H152V157H151ZM156 158H157V157H156ZM173 158H174V157H173ZM178 158H179V156L177 157V159H178ZM181 158H182V157H181ZM209 158H210V157H209ZM29 159H30V158H29ZM29 159H27V160H29ZM31 159L28 161V162H30V164H31ZM41 159H42V157H41ZM48 159H49V158H48ZM72 159H74V158H72ZM91 159H92V158H91ZM101 159H102V162H104V161H103V158H101ZM117 159H118V158H117ZM117 159H116V160H117ZM146 159H147V158H146ZM157 159H158V158H157ZM161 159H162V158H161ZM161 159H160V162H161ZM164 159H165V158H164ZM166 159H167V158H166ZM202 159H203V158H202ZM212 159H215V158H212ZM248 159H249V158H248ZM1 160H2V159H1ZM14 160H15V159H14ZM25 160H26V159H25ZM44 160H45V159H44ZM44 160H43V161H44ZM49 160H50V159H49ZM58 160H59V159H58ZM105 160H106V159H105ZM107 160H108V159H107ZM114 160H115V159H114ZM116 160H115V161H116ZM118 160H120V159H118ZM127 160H129V159H127ZM127 160H126V161H127ZM147 160H148V159H147ZM180 160H181V159H180ZM192 160H193V157H192ZM195 160H197L196 157H195ZM207 160H208V159H207ZM207 160H206V162H207ZM219 160H220V158H219ZM221 160L226 161V159H221ZM257 160H256V161H257ZM259 160H258V162H259ZM5 161H6V159H5L3 162H5ZM23 161H24V160H23ZM33 161H34V160H33ZM36 161H37V160H36ZM38 161H40V160H38ZM46 161H47V160H46ZM109 161H110V160H109ZM149 161H150V160H149ZM149 161H148V162H149ZM162 161H163V160H162ZM189 161H190V159H189ZM214 161H215V160H214ZM244 161H243V163H244ZM247 161H248V160H247ZM251 161H252V160H251ZM3 162H2V163H3ZM10 162H9V160H8V163H10ZM12 162H13V161H12ZM15 162H17V161L15 160ZM21 162H22V160H21ZM28 162H26V164H27ZM40 162H41V161H40ZM53 162H54V160H53ZM69 162H70V161H69ZM94 162H95V161H94ZM99 162H100V161H99ZM105 162H106V161H105ZM105 162H104V163H105ZM127 162H128V161H127ZM127 162H125V164H126ZM177 162H178V161H177ZM190 162H192V161H190ZM197 162H198V161H197ZM204 162H205V161H204ZM215 162H216V161H215ZM253 162H254V161H252V163H253ZM0 163H1V161H0ZM18 163H19V162H18ZM37 163H38V162H37ZM41 163H42V162H41ZM43 163H44V162H43ZM49 163H51V162L49 161ZM49 163H48V164H49ZM54 163H55V162H54ZM57 163H58V162H57ZM61 163H62V162H61ZM80 163H81V162H80ZM104 163H103V164H104ZM109 163H112V162H109ZM150 163L152 164V162H150ZM150 163H149V164H150ZM175 163H176V162H175ZM175 163H174V164H175ZM194 163H196V162H194ZM208 163H209V162H208ZM216 163H217V162H216ZM224 163H226V162H224ZM224 163H223V164H224ZM228 163H229V162H228ZM249 163H251V162H249ZM6 164H7V162H6ZM11 164H12V163H11ZM15 164H17V163H15ZM24 164H25V162L23 163V165H24ZM26 164H25L24 166H26ZM59 164H60V162H59ZM59 164H57V165H59ZM77 164H78V163H77ZM91 164H93V163H91ZM95 164H96V163H95ZM103 164H102V165H103ZM147 164H148V163H147ZM151 164H150V166H152ZM160 164H161V163H160ZM191 164H192V163H191ZM209 164H210V163H209ZM212 164H213V162H212ZM212 164H211V165H212ZM223 164H222V165H223ZM226 164H227V163H226ZM226 164H224V165H226ZM245 164H246V163H245ZM247 164H248V163H247ZM0 165H1V164H0ZM7 165H8V164H7ZM7 165L4 164L5 167H3V169H5V171H7L6 169L9 168V167L6 168ZM9 165H10V164H9ZM18 165H19V164H17V166H18ZM23 165H22V166H23ZM44 165H45V164H44ZM49 165H50V164H49ZM63 165H64V164H63ZM65 165H66V164H65ZM65 165H64V166H65ZM69 165H70V163H69ZM97 165H98V164H97ZM97 165H96V166H97ZM107 165H108V163H107ZM122 165H123V164H122ZM122 165H121V166H122ZM161 165L163 166V163H162ZM165 165H166V164H165ZM175 165H179V163H178V164H175ZM224 165H223V166H224ZM251 165H252V164H251ZM1 166H2V165H1ZM13 166L16 167V165H13ZM22 166H21V167H22ZM32 166H33V165H32ZM39 166H40V164H39ZM42 166H43V164H42ZM42 166H41V167H42ZM59 166H61V165H59ZM66 166H67V167H66ZM66 166H65V167H66V170H67L68 165H66ZM82 166H83V165H82ZM110 166H111V164H110ZM128 166H129V165H128ZM183 166H184V165H183ZM204 166H205V165H204ZM218 166H220V165H218ZM233 166H234V165H233ZM233 166H232V168H233ZM10 167H11V165H10ZM26 167H27V168H28V167L31 168V166H29V165H27ZM37 167H38V166H37ZM61 167H62V166H61ZM61 167H60L59 169H61ZM73 167H74V166H73ZM73 167H71V168H73ZM89 167H90V166H89ZM99 167H101V166H99ZM103 167H104V166H103ZM108 167H109V166H108ZM147 167H148V166H147ZM211 167H212V166H211ZM228 167H230V164H229ZM1 168H2V167H1ZM1 168H0V169H1ZM12 168H14V167H11V168H10L11 171L13 170ZM27 168H26V169H27ZM35 168H36V167H35ZM48 168L53 169V166H52V168H51V166L48 167ZM48 168H47V169H48ZM55 168H56V167H55ZM71 168H69V169H71ZM105 168H107V167H105ZM153 168H155V166H153ZM153 168H152V169H153ZM169 168H170V167H169ZM218 168H219V167H218ZM221 168H222V166H221ZM3 169H1V170H3ZM10 169H9V172H10ZM24 169H25V168H24ZM33 169H34V168H33ZM39 169H40V167L38 168V170H39ZM43 169L45 170V167H44ZM43 169H42V170H43ZM74 169H77V168L75 167ZM79 169H80V168H78V170H79ZM99 169H100V168H99ZM103 169H104V168H103ZM126 169H127V168H126ZM150 169H151V167H150ZM158 169H160V168H158ZM167 169H168V168H167ZM182 169H183V168H182ZM204 169H205V167H204ZM211 169H212V168H211ZM211 169H210V171H211ZM213 169H214V168H213ZM230 169H231V168H230ZM1 170H0V171H1ZM22 170H23V167H22ZM29 170H31V169H28L27 172L30 173V175H31V172H29ZM36 170H37V169H36ZM44 170H43V171H44ZM63 170H64V169H63ZM71 170H72V169H71ZM88 170H89V169H88ZM101 170H102V169H101ZM127 170H128V169H127ZM154 170H156V169H154ZM188 170H190V169H188ZM197 170H198V169H197ZM205 170H206V169H205ZM217 170H218V169H216V171H217ZM226 170H227V169H226ZM228 170H229V169H228ZM5 171H4L3 173H5ZM53 171H54V169H53ZM61 171H62V170H61ZM72 171H73L72 174H74L75 170H72ZM102 171H103V170H102ZM203 171H204V170H203ZM206 171H207V170H206ZM216 171H215V172H216ZM218 171H220V170H218ZM218 171H217V175H218V173H219V175H220V173H221L222 170H221L220 172H218ZM224 171H225V168L223 169V172H224ZM229 171H230V170H229ZM1 172H2V171H1ZM1 172H0V173H1ZM13 172H14V170H13L11 173L13 174ZM23 172H24V171L21 172V169L18 170V168L16 167L15 172H14V175H12L13 177L16 178V180H14V179H12V180L16 183V181H17L18 179H21V178L26 177V175L23 177V174H24ZM36 172H37V171H36ZM36 172H35V170H34V174H35ZM44 172H45V171H44ZM50 172H51V170H50ZM56 172H57V171H56ZM103 172H104V171H103ZM123 172H124V171H123ZM157 172H158V171H157ZM194 172H195V171H194ZM213 172H214V171H213ZM215 172H214V173H215ZM225 172H226V171H225ZM7 173H8V172H7ZM37 173H38V172H37ZM40 173H41V172H40ZM63 173H64V172H62V175H61L62 177H63ZM67 173H68V172H67ZM75 173H76V172H75ZM94 173H95V172H94ZM101 173H102V172H101ZM125 173H126V172H124V174H125ZM146 173H148V171H147ZM152 173L154 174V172H152ZM190 173H191V172H190ZM207 173H208V172H207ZM210 173H211V172H210ZM226 173H227V172H226ZM8 174H9V173H8ZM45 174H47V173L45 172ZM72 174H71V175H72ZM81 174L84 175V173H81ZM124 174H123V175H124ZM155 174H156V173H155ZM211 174H212V173H211ZM5 175H6V174H5ZM10 175H11V174H10ZM10 175H9V176H10ZM28 175H29V174H28ZM28 175H27V176H28ZM36 175H37V174H36ZM38 175H40V174H38ZM57 175H58V173H57ZM67 175H68V174H66L65 181H66L67 178H68ZM85 175H86V174H85ZM102 175H104V174L102 173ZM125 175H126V174H125ZM205 175H206V174H205ZM215 175H216V174H215ZM221 175H222V174H221ZM42 176H43V175L41 174V177H42ZM44 176H45V175H44ZM52 176H53V172H52ZM54 176H56V175H55V172H54ZM64 176H65V175H64ZM68 176H69V175H68ZM72 176H73V175H72ZM74 176H75V175H74ZM104 176H105V175H104ZM106 176H107V175H106ZM126 176H127V175H126ZM126 176H125V177H126ZM130 176H131V174H130ZM195 176H196V175H195ZM206 176H207V175H206ZM211 176H212V175H211ZM28 177H29V176H28ZM31 177H32V176H31ZM37 177H38V176H37ZM39 177H40V176H39ZM41 177H40V178H41ZM46 177H48L49 179H51V176H48V175H47ZM57 177H58V176H57ZM77 177H78V174H77ZM77 177H76V178H77ZM83 177H84V176H83ZM125 177H124V178H125ZM157 177H158V176H157ZM203 177H204V176H203ZM5 178H6V177H5ZM17 178H18V179H17ZM32 178H33V177H32ZM55 178H56V177H55ZM63 178H64V177H63ZM76 178H75V179L73 178V180L75 181ZM101 178H102V177H101ZM108 178H109V177H108ZM108 178L105 179V180H109ZM122 178H123V177H122ZM153 178H154V177H153ZM161 178H162V177H161ZM209 178H210V176H209ZM7 179H8V176H7L6 180H7ZM26 179H27V178H26ZM71 179H72V178H70L69 180H71ZM84 179L87 180L86 177H84ZM84 179H83V181H84ZM110 179H111V178H110ZM126 179H127V177H126ZM126 179H125V180H126ZM21 180H22V179H21ZM27 180H28V184H29V183H30V182H29L30 180H29V179H27ZM34 180H35V179H34ZM42 180H43V179H42ZM51 180H52V179H51ZM53 180H54V179H53ZM57 180H59V178H58ZM94 180H95V179H94ZM111 180H112V179H111ZM118 180H119V178H118ZM205 180H206V178H205ZM24 181H26V180H24ZM36 181H37V180H36ZM36 181H35V184H33V188H34V185L36 186ZM49 181H50V180H49ZM49 181H47V182H49ZM71 181H72V180H71ZM79 181H80V180H79ZM79 181H78V182H79ZM88 181H89V180H88ZM113 181H115V180H112V182H113ZM154 181H155V180H154ZM208 181H209V180H208ZM0 182H2V181H0ZM3 182H4V180H3ZM17 182H18V181H17ZM19 182H20V181H19ZM40 182H41V181H40ZM40 182H39V183H40ZM54 182H55V181H54ZM56 182H57V181H56ZM67 182H69V181H67ZM67 182H66V183L63 182V185H65V184L68 185ZM75 182H76V184H78L77 181H75ZM75 182H74V183H75ZM80 182H81V181H80ZM84 182H85V181H84ZM93 182H94V181H93ZM93 182H92V183H93ZM102 182H103V181H102ZM119 182H120V181H119ZM121 182H122V181H121ZM157 182H158V181H157ZM205 182H206V181H205ZM21 183H22V182H21ZM26 183H27V182H26ZM31 183H34V181H33V182L31 181ZM41 183H42V182H41ZM44 183H45V182H44ZM50 183H53V181H51ZM50 183H48V184H50ZM57 183H59V182H57ZM71 183H72V182H71ZM104 183H105V182H104ZM117 183H118V182H117ZM123 183H124V182H123ZM123 183H122V184H123ZM203 183H204V181H203ZM208 183H209V182H208ZM2 184H3V183H2ZM5 184H7V183L5 182ZM5 184H4V185H5ZM8 184H9V189H10V185H11L10 180H9V183H8ZM37 184H38V183H37ZM59 184H60V183H59ZM69 184H70V183H69ZM79 184H80V183H79ZM84 184H85V183H84ZM94 184H95V183H94ZM114 184H115V183H114ZM118 184H119V183H118ZM122 184H121V187H122ZM154 184L157 185V184H156V181H155ZM161 184H162V183H161ZM188 184H189V183H188ZM205 184H207V183H205ZM12 185H13V184H12ZM12 185H11V187H13ZM20 185H21V184H20ZM51 185H53V184H51ZM54 185L56 186V183H55ZM63 185H62V186H63ZM81 185H82V184H81ZM85 185H86V184H85ZM95 185H96V187H97V184H95ZM102 185H104V184L102 183ZM108 185H109V184H108ZM125 185H127L126 182H125ZM158 185H159V184H158ZM2 186H3V185H2ZM2 186H1V187H2ZM14 186H16V185H14ZM29 186L32 187V184L29 185ZM42 186H43V185H42ZM45 186H46V185H45ZM49 186H50V185H49ZM60 186H61V185H60ZM65 186H66V185H65ZM90 186H91V184H90ZM90 186H89V188H91ZM92 186L94 187V185H92ZM99 186H101V184H99ZM113 186H114V185H113ZM113 186H111V187H112V188H115V187H113ZM115 186L117 187V185H115ZM150 186H151V185H150ZM188 186H189V185H188ZM190 186H191V185H190ZM190 186H189V187H190ZM5 187H7V186L5 185ZM25 187H27V184L25 185ZM40 187H41V186H40ZM56 187H57V186H56ZM69 187H70V186H68V188H69ZM71 187H73V186H71ZM103 187H104V186H103ZM137 187H139V186H137ZM3 188H4V186H3ZM3 188H2V189H3ZM16 188L19 190L18 186H16ZM37 188H38L37 190L39 191V187H38V186H37ZM49 188H50V187H49ZM52 188H53V186H52ZM54 188H55V187H54ZM61 188H62V187H61ZM61 188H60V190H61ZM66 188H67V187H66ZM77 188H78V187L76 186V192H77V191L80 192V189H77ZM83 188H84V187H83ZM101 188H102V187H101ZM122 188H123V187H122ZM125 188H126V186H125ZM128 188H129V187H128ZM132 188H133V187H132ZM132 188H131V189H132ZM141 188H142V186H141ZM141 188H140V189H141ZM143 188H145V187L143 186ZM166 188H167V187H166ZM11 189H12V188H11ZM11 189H10V190H11ZM35 189H36V188H35ZM45 189H46V188H45ZM45 189H42L43 192L45 191ZM72 189H73V188H72ZM72 189H71V190H72ZM103 189H104V188H103ZM140 189H139V190H140ZM149 189H150V187H149ZM156 189H157V188H155L154 191H156ZM158 189H160V188H158ZM162 189H163V188H162ZM187 189H188V191H189L190 188H187ZM5 190H7V189H5ZM23 190H24V189H23ZM26 190H27V188H26ZM28 190H30V189H28ZM31 190H32V189H31ZM37 190H36V191H37ZM40 190H41V188H40ZM46 190H47V189H46ZM52 190H53L52 193H54V192H55V189H52ZM71 190L68 189V192H70ZM82 190H84V189H82ZM82 190H81V192H82ZM88 190H89V189H88ZM113 190H114V189H113ZM136 190H137V189H136ZM139 190H137V191H139ZM142 190H144V189H142ZM145 190L147 191L148 189L145 188ZM150 190H151V189H150ZM32 191H33V190H32ZM47 191H48V190H47ZM47 191H46V192H47ZM72 191H75V190L73 189ZM92 191H93V189H92ZM95 191H96V189H95ZM100 191H102V190H100ZM107 191H108V192L111 191L110 193L112 194V190H110V191H109V190H106V191L104 190V191H102L101 193H104V194H105ZM114 191H115V190H114ZM117 191H118V190H117ZM117 191H115V192H117ZM134 191H135V190H134ZM146 191H144V192H146ZM151 191H152V190H151ZM27 192H28V191H27ZM65 192H66V190H64V193H65ZM68 192H67V194H68ZM83 192H85V191H83ZM108 192H107L106 194H108V196H109L110 193H108ZM119 192H120V191H119ZM129 192H130V191H129ZM144 192H142V193H144ZM149 192H150V191H149ZM152 192H153V191H152ZM152 192H150V193H152ZM158 192H159V191H158ZM158 192L156 191V193H158ZM8 193H9V192H8ZM12 193H13V190H12ZM12 193H11V194H12ZM28 193H29V192H28ZM41 193H42V191H41ZM49 193H50V192H49ZM52 193H50V194L52 195ZM59 193H60V191H59ZM72 193H73V192H72ZM86 193H87V191H86ZM101 193H100V194H101ZM117 193H118V192H117ZM122 193H124V191H123ZM147 193H148V192H147ZM147 193H146V194H147ZM150 193H148V194H150ZM1 194H4V193H1ZM6 194H7V193H6ZM16 194H17V193H16ZM32 194H33V193H32ZM46 194H48V193H46ZM67 194H65V195L67 196ZM69 194H70V193H69ZM77 194H79V193H76V196H77ZM83 194H85V193H83ZM89 194L91 195V197H94L93 194L98 195L99 193H96V192L94 193V192H93L92 194H91V193H89ZM104 194H103V195H104ZM128 194H129V193H128ZM130 194H131V193H130ZM130 194H129V195H130ZM138 194H141V191H140V193L138 192ZM153 194H154V193H153ZM158 194H159V193H158ZM160 194H161V192H160ZM22 195H23V194H22ZM28 195H30V193H29ZM36 195H37V194H36ZM36 195H35V197H36ZM39 195L41 196V194L38 192V196H39ZM44 195H45V193H44ZM48 195H49V194H48ZM48 195H47V196H48ZM53 195H55V194H53ZM72 195H73V197H74V199H75L76 196H74V194H72ZM81 195H82V193H81ZM87 195H88V194H87ZM115 195H117V194H114V196H115ZM1 196H3L2 198H4V195H0V198H1ZM13 196H14V195H13ZM16 196H17V195H16ZM49 196H50V195H49ZM58 196H59V194H58ZM66 196H65V197H66ZM104 196H105V195H104ZM106 196H107V195H106ZM111 196H113V195H111ZM111 196H110V197H111ZM119 196H121V194H119ZM119 196L117 195V197L119 198L118 200L121 199ZM126 196H128V195L126 194ZM133 196H134V198H135V195H133ZM136 196H137V193H136ZM142 196L145 197L146 195H145V196L142 195ZM181 196H182V195H181ZM8 197H9V196H8ZM11 197H12V196H11ZM11 197H10V199H11ZM17 197H18V196H17ZM30 197H33V196H30ZM30 197H29V198H30ZM42 197H44V196H42ZM52 197H53V196H52ZM61 197H62V196H61ZM73 197H72V199H73ZM78 197H79V196H78ZM84 197H85V196H84ZM84 197H83V198H84ZM87 197H88V196H87ZM121 197H122V196H121ZM123 197H124V196H123ZM129 197H130V196H129ZM129 197H128V198H129ZM2 198H1V199H2ZM15 198H16V197H15ZM18 198H19V197H18ZM18 198H17V199H18ZM33 198H34V197H33ZM47 198H48V197H47ZM56 198H57V196H56ZM80 198H81V196H80ZM102 198H104V197H102ZM105 198H106V197H105ZM105 198H104L103 200H105ZM107 198H109V197H107ZM111 198H112V197H111ZM111 198H109V199H111ZM149 198H150V195H149ZM151 198H152V197H151ZM26 199H27V198H26ZM40 199H43V198H40ZM44 199H45V198H44ZM44 199H43V200H44ZM51 199H52V198H51ZM68 199H69V198H68ZM68 199H66V200H68ZM77 199H78V198H76L75 200H77ZM87 199H89V198H87ZM98 199H99V198H98ZM100 199H101V198H100ZM109 199H108V200H109ZM129 199H130V198H129ZM2 200H4V199H2ZM28 200H30V199H28ZM43 200H42V201H43ZM57 200H58V199H57ZM70 200H71V199H70ZM70 200H69V201H70ZM78 200H80V199H78ZM91 200H92V198H91ZM95 200H96V199H95ZM103 200H100V201H103ZM113 200H114V198L112 199V201H113ZM116 200H117V199H116ZM122 200H123V199H122ZM124 200H125L124 203H127V202H126L127 199H124ZM124 200H123V201H124ZM130 200H132V198H131ZM134 200H135V199H134ZM142 200H145V199L143 198ZM32 201H33V200H32ZM34 201H35V200H34ZM38 201H39V199H38ZM45 201H46V199H45ZM53 201H55V200H52V202H53ZM88 201H89V200H88ZM106 201H107V200H106ZM114 201H115V200H114ZM114 201H113V202H114ZM123 201L120 200L121 203H122ZM145 201H146V200H145ZM10 202H11V201H10ZM13 202H14V201H13ZM15 202H16V201H15ZM19 202H20V200H19ZM67 202H68V201H67ZM79 202H80V201H79ZM95 202H96V201H95ZM107 202H109V201H107ZM118 202H119V201H118ZM131 202H132V201H131ZM5 203H6V202L3 201V204H5ZM28 203H29V201H28ZM36 203H38V202H36ZM50 203H51V201H50ZM54 203H55V202H53V203H51V204L54 205ZM68 203H69V202H68ZM72 203H73V202H72ZM76 203H78V202H76ZM93 203H94V202H93ZM98 203H101V202H98ZM98 203H97L96 207L93 206V210H95V208H97V211H98V209H99V208L97 207V206H99ZM110 203H112V202L110 201ZM135 203H136V202H135ZM137 203H138V201H137ZM139 203H140V202H139ZM143 203H145V202H143ZM169 203H170V201H169ZM177 203H178V202H176V204H177ZM0 204H1L0 206H2V203H0ZM11 204L14 205L15 203H11ZM18 204H19V203H18ZM21 204H22V203H21ZM32 204H33V203H32ZM38 204H39V203H38ZM42 204L44 205L45 203L42 202ZM48 204H49V202H48ZM102 204H103V203H102ZM102 204H101V205H102ZM105 204H106V202H105ZM105 204H103V205H105ZM117 204H118V203H117ZM117 204H116V205H117ZM132 204H133V202H132ZM35 205H36V204H35ZM53 205H52V207H53ZM70 205H71V204H70ZM74 205H77V204H74ZM79 205H80V204H79ZM86 205H87V204H86ZM93 205H95V203H94ZM147 205H148V204L146 203V206H147ZM172 205H173V203H172ZM172 205H171V207H172ZM7 206H9V205L7 204ZM37 206H38V205H37ZM46 206H48V205H46ZM54 206H55V205H54ZM56 206L58 207V206H61V205L56 204ZM62 206L64 207V204H63V203H62ZM77 206H78V205H77ZM81 206H82V205H81ZM89 206L91 207V205H89ZM109 206H111V205H109ZM114 206H115V203H114ZM119 206H121V205L119 204ZM130 206H131V205H128V207H126V208H127V209H128V208H131ZM133 206H134V205H133ZM136 206H137V205H136ZM168 206H169V205H168ZM15 207H16V206L14 205V208H15ZM23 207H24V206H23ZM38 207L42 208L40 205H39ZM43 207H44V206H43ZM63 207H62V208H63ZM84 207H85V206L83 205V207H82V208H83V211L86 210V209H84ZM87 207H88V206H87ZM94 207H95V208H94ZM102 207H103V208H101V210H102L103 212H107L106 209H105V211H104V207L107 208V209L110 208V207H108V206L106 207V205H105V206H102ZM122 207H124L123 204H122ZM137 207H138V206H137ZM137 207H136V209H137ZM141 207H142V205H141ZM171 207H170V208H171ZM175 207L177 208V206H174V207H172V208L174 209ZM2 208L4 209V207H2ZM5 208H6V205H5ZM7 208L9 209V207H7ZM7 208H6V209H7ZM14 208H13V209H14ZM46 208H47V207H46ZM46 208H45V209H46ZM48 208H49V206H48ZM59 208H61V207H59ZM68 208H69V206H68ZM71 208H72V207H71ZM74 208H76V206H74ZM77 208H78V207H77ZM91 208H92V207H91ZM111 208H112V207H111ZM114 208H116V207H114ZM114 208H113V209H114ZM132 208H133V207H132ZM132 208H131V209H132ZM145 208H147V207H145ZM10 209H11V207H10ZM21 209H22V208H21ZM25 209H26V207H25ZM64 209H65V208H64ZM116 209H117V208H116ZM118 209H119V208H118ZM120 209H121V207H120ZM124 209H125V208H124ZM127 209H126V210H127ZM41 210L44 211V209H41ZM48 210H49V209H47L46 211H48ZM51 210H52V209H51ZM60 210H61V209H59L58 211H60ZM62 210H63V209H62ZM62 210H61V212H62ZM71 210H73V209H71ZM87 210H88V209H87ZM99 210H100V209H99ZM101 210H100V212L103 213ZM114 210H115V209H114ZM114 210H113V211H114ZM121 210H122V209H121ZM126 210H125V211H126ZM142 210H144V209H142ZM174 210H175V209H174ZM2 211H4V210H2ZM43 211H42L41 213H43ZM46 211H45V212H46ZM56 211H57V210H56ZM58 211H57V212H58ZM67 211H68V210L66 209V210H65V213H66ZM90 211H91V210H90ZM97 211L95 210L94 213L97 212ZM111 211H112V210H111ZM115 211H116V210H115ZM119 211H120V210L117 211V214H118ZM125 211H124V213L122 214V216H123V218H125V219L127 218V219H128V217H127L128 214L126 215V217H124V216H125V213H126ZM129 211L131 212V210H129ZM134 211H135V210H134ZM134 211H133V212H134ZM170 211H172V209H171ZM177 211H178V210H177ZM177 211H176V212H177ZM9 212H10V211L8 210V213H9ZM15 212H16V211L14 210L13 213H15ZM24 212H26V211H24ZM68 212H69V211H68ZM77 212H78V209H77ZM81 212H82V211H81ZM88 212H89V210H88ZM121 212H123V210H122ZM178 212H179V211H178ZM8 213H5V212H4L5 215L8 214ZM17 213H18V212H17ZM17 213H16V214H17ZM39 213H40V212H39ZM53 213H54V210H53ZM72 213H73V212H72ZM72 213H70V215L74 218V215H72ZM74 213H75V212H74ZM79 213H80V212H79ZM82 213H83V212H82ZM94 213L92 214V212H90V214H92V216L94 215ZM98 213H99V212H98ZM115 213H116V212H115ZM119 213H120V212H119ZM127 213H128V211H127ZM134 213H136V212H134ZM140 213H141V212H140ZM170 213H172V212H170ZM174 213H175V212H174ZM174 213H172V214H174ZM16 214H15V215H16ZM18 214H19V213H18ZM18 214H17V215H18ZM33 214H34V213H33ZM49 214H50V213H49ZM59 214H60V212H59ZM75 214H76V213H75ZM80 214H81V213H80ZM83 214H84V213H83ZM86 214H87V212H86ZM90 214H89V216H91ZM105 214H107V213H105ZM110 214H111V213H110ZM117 214H116V215H117ZM129 214H131V213H129ZM146 214H147V212H146ZM178 214H179V213H178ZM178 214H177V215H178ZM0 215H1V217H2V221H3V222L9 220L8 218H6L7 220L4 219L2 214H0ZM8 215H9V214H8ZM23 215L25 216V214H23ZM44 215H45V214H44ZM54 215H55V213H54ZM56 215H57V214H56ZM56 215H55V216H56ZM62 215H63V213H62ZM67 215H68V214H67ZM67 215H66V217H67ZM78 215H79V214H78ZM81 215H82V214H81ZM96 215H97V214H96ZM96 215H94V217H95ZM113 215H114V214H113ZM116 215H114V216H116ZM118 215H119V214H118ZM118 215H117V216H118ZM141 215H142V214H141ZM147 215H148V214H147ZM184 215H185V214H184ZM34 216H35V215H34ZM39 216H40V214H39ZM49 216L51 217V214H50ZM63 216H65V215H63ZM82 216H83V215H82ZM84 216H85V215H84ZM84 216H83V217H84ZM97 216H98V215H97ZM97 216H96V218H98V220H100V219H99V216H98V217H97ZM100 216H101V214H100ZM119 216H120V215H119ZM138 216H139V214H138ZM175 216H176V215H175ZM175 216H174V217H175ZM5 217H6V216H5ZM31 217H32V216H31ZM40 217H41V216H40ZM43 217H44V218H43ZM43 217H41V218L45 219V216H43ZM57 217H58V216H57ZM66 217H64V219H65ZM72 217H71V218H72ZM75 217H76V216H75ZM86 217H87V216L84 217V220H83V219L81 220V218H80V220H81L80 222H82V221H86V219H87ZM94 217H91V222L94 221V220H92V219H94ZM104 217L106 218L105 215H104ZM130 217H131V216H130ZM133 217H134V215H133ZM141 217H142V216H141ZM144 217L146 218V216H144ZM177 217H179V216H177ZM177 217H176V218H177ZM182 217H184V216H182ZM9 218H11L10 220H12L11 215L9 216ZM34 218H35V217H34ZM36 218H37V217H36ZM48 218H49V217H48ZM73 218H72V220H73ZM88 218H89V217H88ZM102 218H103V217H102ZM135 218H136V217H135ZM148 218H149V217H148ZM184 218H185V217H184ZM0 219H1V218H0ZM17 219H18V216H17ZM17 219H16V220H17ZM60 219H61V218H59V220H60ZM67 219L71 221V219H69L68 217L66 218V220H67ZM77 219H78V217H77ZM182 219H183V218H182ZM14 220H15V219H14ZM29 220H30V218H29ZM47 220H48V219H47ZM47 220H46V221H47ZM54 220H57V218H55ZM75 220H76V219H75ZM75 220H74V221H75ZM87 220H88V219H87ZM101 220H102V219H101ZM101 220H100V221H101ZM131 220H132V219L130 218V221H131ZM135 220H136V219H135ZM135 220H134V221H135ZM144 220L147 222L148 219L146 218V219H144ZM175 220H177V219H175ZM180 220H181V218H180ZM180 220H179V218H178V221H180ZM18 221H19V220H18ZM20 221H21V220H20ZM23 221H24V220H23ZM34 221H35V220H34ZM34 221H33V222H34ZM39 221H40V220H39ZM44 221H45V220H44ZM60 221H61V220H60ZM62 221H63V220H62ZM62 221H61V222H62ZM76 221H77V220H76ZM78 221H79V220H78ZM125 221H126V220H125ZM142 221H143V220H142ZM145 221H144V222H145ZM3 222H2V223H3ZM30 222H31V220H30ZM36 222H37V221H36ZM87 222H88V221H86L85 223H87ZM95 222H96V221H95ZM97 222H99V221H97ZM97 222H96V223H97ZM131 222H132V221H131ZM146 222H145V223H146ZM180 222H181V221H180ZM180 222H179V223H180ZM24 223H27V222H24ZM40 223H41V222H40ZM42 223H43V222H42ZM50 223H52V222H50ZM54 223H55V222H54ZM57 223H58V224H56L55 227H57V225H60V224H61V223H59V221H58ZM64 223H65V221H64ZM76 223H77V222H75V224H76ZM78 223H79V222H78ZM85 223H84V224H85ZM88 223H89V222H88ZM101 223H102V222H101ZM126 223H127V222H126ZM136 223H137V222H136ZM139 223H140V222H139ZM139 223H138V224H139ZM3 224H4V223H3ZM8 224L10 225L9 221H8ZM8 224H7V225H8ZM15 224H16V223H14V227H15ZM36 224H37V223H36ZM43 224H44V223H43ZM62 224H63V223H62ZM69 224H70V223H69ZM71 224H72V222H71ZM73 224H74V223H73ZM75 224H74V225H75ZM79 224H80V223H79ZM134 224H135V223L133 222L132 225L134 226ZM146 224H148V222H147ZM48 225H49V224H48ZM63 225H64V224H63ZM63 225L61 226V230H62V231H63V229H62ZM65 225H66V223H65ZM74 225H73V226H74ZM77 225H78V224H77ZM80 225H82V224H80ZM87 225H89V224H87ZM91 225H92V224H91ZM140 225H141V224H140ZM234 225H235V224H234ZM40 226H41V225H40ZM43 226H44V225H43ZM66 226H70V225H66ZM66 226H65V227H66ZM85 226H86V224H85ZM85 226H84V227L81 226L82 228H80V226H77V227H79V228L82 229V230H86V229H85ZM89 226H90V225H89ZM93 226H94V225H93ZM135 226H136V224H135ZM138 226H139V225H138ZM142 226H143V225H142ZM142 226H141V227H142ZM7 227H8V226H7ZM10 227H11V226H10ZM16 227H17V224H16ZM26 227H28L27 224H26ZM31 227H32V224H31ZM31 227H30V228H31ZM36 227H37V226H36ZM46 227H47V224H46ZM46 227H45V228H46ZM53 227H54V226H53ZM77 227H76V225H75L74 230H75V228H77ZM90 227H91V226H90ZM95 227H96V225H95ZM97 227H98V226H97ZM102 227H103V225H102ZM144 227L146 228L145 225H144ZM235 227H236V226H235ZM8 228H9V227H8ZM8 228H7V229H8ZM23 228H24V224H23ZM32 228H33V227H32ZM59 228H60V226H59ZM59 228H58V229H59ZM70 228H71V227H70ZM83 228H84V229H83ZM88 228H89V227H88ZM130 228H132L131 225H130ZM134 228H135V227H134ZM17 229H18V227H17ZM20 229L22 230V228H20ZM25 229H26V228H25ZM38 229H40V228H38ZM46 229H47V228H46ZM48 229H49V231H50V228H49V227H48ZM48 229H47L46 231H48ZM56 229H57V228H56ZM68 229H69V227H68ZM71 229H72V228H71ZM77 229H78V228H77ZM77 229H76V230H77ZM0 230H2V229H0ZM40 230H41V229H40ZM44 230H45V229H44ZM69 230H70V229H69ZM88 230L91 231L90 229H88ZM102 230H103V228H102ZM128 230H129V228H128ZM133 230H136V229H133ZM142 230H143V229L141 228V231H142ZM171 230H172V229H171ZM16 231H18V230H16ZM27 231H28V230H27ZM46 231H45V234H46V235L44 234V236H48V234L46 233ZM57 231H59V230H57ZM57 231H56V232H57ZM62 231H61V234H62ZM65 231H66V228H65ZM65 231H64V232H65ZM95 231H96V229H95ZM4 232H5V231H4ZM19 232H20V231H19ZM24 232H25V231H24ZM32 232H33V229H32ZM34 232H35V231H34ZM34 232H33V233H34ZM66 232H67V231H66ZM74 232H75V231H74ZM74 232H73V233H74ZM77 232H78V231H77ZM79 232H80V231H79ZM92 232L95 234L94 231H92ZM135 232H136V231H135ZM144 232H148V231L145 229ZM1 233L3 234V230H2ZM1 233H0V234H1ZM5 233H6V232H5ZM5 233H4V234H5ZM21 233H23V232L18 233V235H19V236H18V240L22 239V237L20 238V234H21ZM26 233H27V232H26ZM33 233H32V234H33ZM35 233H36V235L33 234L34 236H30L29 233H27V234L29 235V239H30V237H31V238H32V241L35 242V246H34L35 248H34V250L32 251V253L30 252V254L32 255L31 259H32L34 262L39 263V264H40V263H41V264H44V263H46V262L49 263L50 260H49V257H48L47 255L49 254V252H50L53 248H55V250H56V248H57L56 245H57V244H56L55 241H57V240H55V238H54V236H53L52 234H49L50 238H49V236H48L47 239H48L49 241H50V240L52 241V242L50 241V243H49V241H48V243L51 245V248L53 247V248L51 249L50 246H49V244H44L45 242L39 244V240H42L41 237H40V236H41V232L39 231L40 236H38L37 232H35ZM49 233H50V232H49ZM67 233H68V232H67ZM87 233H89V232L87 231ZM96 233H97V232H96ZM99 233H101V231H100ZM129 233H130V230H129ZM131 233H132V232H131ZM172 233H173V230H172ZM8 234H9V233H8ZM10 234H11V233H10ZM61 234H58V235L60 236ZM69 234H70V233H69ZM69 234H68V235L66 234V235L69 237ZM76 234H78V233H76ZM83 234L86 235L85 232H84ZM5 235H6V234H5ZM5 235H4V236H5ZM15 235H17L16 232H15ZM21 235H23V234H21ZM63 235H64V233L62 234V236H63ZM66 235H65V236H66ZM71 235H72V234H71ZM85 235L82 236V237L86 238ZM90 235H91V233H90ZM90 235H86V236L88 237V236H90ZM136 235H137V234H135V236H136ZM141 235H142V234L140 233V237H141ZM232 235H233V234H231V235H229V236H232ZM13 236H14V235H13ZM23 236H24V235H23ZM78 236H80V235L78 234ZM91 236H93V235H91ZM91 236H90V237H91ZM94 236H95V235H94ZM132 236H133V235H132ZM0 237H1V236H0ZM5 237L9 239L8 236H5ZM76 237H77V235L75 236V238H74V237H71V238H74V240H75ZM82 237H81V238H82ZM90 237H89L88 239H90ZM136 237H137V236H136ZM140 237H139V239H140ZM173 237H174V235H173ZM216 237H218V236H216ZM1 238H2V237H1ZM13 238H15V236H14ZM19 238H20V239H19ZM63 238H64V237H63ZM4 239H5V238H4ZM8 239H7V240H8ZM23 239H25V238L23 237ZM26 239H27V237H26ZM47 239H46V240H47ZM61 239H62V238H61ZM64 239H65V238H64ZM67 239L69 240V238H67ZM92 239H93V237H92ZM144 239H145V238H144ZM0 240H1V239H0ZM2 240H3V239H2ZM7 240H6V241H7ZM30 240H31V239H30ZM68 240H67V241H68ZM74 240H72V241H74ZM79 240H80V239H79ZM83 240H84V239H83ZM83 240H81V241L83 242ZM94 240H95V239H94ZM132 240H133V239H132ZM142 240H143V239H142ZM146 240H147V239H146ZM224 240H225V239L223 238L221 241H219V242L216 243V244L212 241V242L214 243L213 245L210 244V246H211L212 249H213L212 251L216 252V251H217V248H220V247H221L219 244L221 243V245H222V244H223L222 242H223ZM12 241H13V240H12ZM12 241H11V243H12ZM26 241H27V240H26ZM42 241H43V240H42ZM85 241H86V239L84 240V242H85ZM88 241H90V240H88ZM92 241H93V240H92ZM140 241H141V240H140ZM144 241H145V240H144ZM147 241H148V240H147ZM190 241H192V240L190 239ZM214 241H215V240H214ZM216 241H217V240H216ZM4 242H5V241H4ZM4 242H2L1 245H3ZM20 242H21V241H20ZM24 242H25V240H24ZM24 242H23V243H24ZM33 242H32V243H33ZM59 242H60V241H59ZM78 242H79V241H78ZM82 242H81V243H82ZM90 242H91V241H90ZM133 242H134V240H133ZM226 242H227V241H226ZM27 243H29V242H27ZM60 243H61V242H60ZM63 243H64V244L66 243L65 245H67L66 247H68V243H67L66 241L63 240ZM70 243H71V242H70ZM72 243H73V242H72ZM72 243H71V245H72ZM74 243H75V242H74ZM81 243H79V244H81ZM131 243H132V242H131ZM137 243H138V242H137ZM145 243H146V242H145ZM193 243H194V242H193ZM193 243H192V244H193ZM13 244H14V243H13ZM13 244H12V247H13V246L15 247V248L13 249V254L16 252V251L14 252L15 249L17 250V253H18V252H19V253H22L23 250L25 249V248H22V246L19 245V244H21V243H18V241H17V244H15V245H13ZM29 244H30V243H29ZM58 244H59V243H58ZM150 244H151V242H150ZM224 244H225V243H224ZM4 245H5V247H6L7 244L4 243ZM10 245H11V244H10ZM65 245H64V246H65ZM83 245H85V244H83ZM130 245H131V244H130ZM138 245H139V244H138ZM138 245H137V246H138ZM147 245H148V242H147ZM72 246H73V245H72ZM72 246H71V247H72ZM131 246H132V245H131ZM148 246H150V245H148ZM194 246H195V245H194ZM194 246H193V247H194ZM205 246H206V245H205ZM225 246H226V245H225ZM8 247H9V245L7 246V248H8ZM30 247H31V246H30ZM32 247H33V246H32ZM32 247H31V248H32ZM59 247H63V244H62V245L60 244ZM71 247L69 248L70 251H71V249L73 248V247H72V248H71ZM79 247H80V246H79ZM79 247H78L77 249H79ZM142 247H143V246H142ZM1 248H2V247H0V249H1ZM7 248H5V249H7ZM28 248H29V247H28ZM31 248H30V249H31ZM80 248H81V247H80ZM87 248H88V247H87ZM95 248H96V247H95ZM95 248H93V249H95ZM135 248H136V247H135ZM135 248H134V249H135ZM151 248H152V247H151ZM194 248H197V247H194ZM10 249H12V248L10 247L9 250H10ZM50 249H51V250H50ZM59 249H60V248H59ZM129 249H130V248H129ZM143 249H145V247H144ZM148 249H150V247H149ZM152 249H153V248H152ZM205 249L207 250V246L205 247ZM221 249H223V246H222ZM2 250H3V249H1V251H2ZM7 250H8V249H7ZM61 250H62V249H61ZM61 250H59V251H61ZM63 250H64V248H63ZM73 250H75V248H73ZM73 250H72V251H73ZM82 250H83V249H81V253H82ZM91 250H92V249H91ZM135 250H137V248H136ZM193 250H194L196 253H198V252L196 251V249H193ZM208 250H210L209 247H208ZM225 250H226V249H225ZM1 251H0V252H1ZM25 251H26V250H25ZM59 251H58V252H59ZM79 251H80V250H79ZM79 251H78V252H79ZM84 251H86V249L83 250V252H84ZM92 251H93V250H92ZM127 251L129 252V250H127ZM147 251H148V250H147ZM150 251H151V250H150ZM153 251H154V250H153ZM219 251L221 252V250H219ZM226 251H227V250H226ZM7 252H9V251H7ZM58 252H57L56 254H59V255H60L61 252H60V253H58ZM74 252H75V251H74ZM78 252H77V255H78ZM134 252H135V251H134ZM138 252H139V251H138ZM143 252H144V251H143ZM148 252H149V251H148ZM206 252H207V251H206ZM214 252H213V253H214ZM3 253H4V251H3ZM26 253H27V251H26ZM53 253H55V252H53ZM64 253H66L65 255H67V248H66V250H65ZM70 253H72V252H70ZM70 253H69V254H70ZM84 253H85V252H84ZM204 253H205V252H204ZM209 253H210V252H208V254H209ZM8 254L11 255L10 252H9ZM30 254H29V255H30ZM50 254H51V253H50ZM56 254H55V256H56ZM69 254H68V255H69ZM75 254H76V253H75ZM75 254H74V255H75ZM140 254H141V253H140ZM208 254H207V255H208ZM222 254H225V253H223V251H222ZM4 255H5V254H4ZM16 255H17V254H16ZM18 255H19V254H18ZM26 255H27V254H26ZM53 255H54V254H53ZM62 255H63V253H62ZM74 255H72L73 258H74ZM0 256H1V255H0ZM21 256H22V255H21ZM51 256H52V255H51ZM51 256H50V259H51ZM69 256L71 257V254H70ZM69 256H68V257H69ZM128 256H130V255H128ZM133 256H134V255H133ZM228 256H229V255H228ZM228 256H227V257H228ZM5 257H6V256H5ZM13 257H14V256H13ZM60 257H61V256H60ZM80 257H81V256H80ZM137 257H139V256H137ZM204 257H205V256H204ZM21 258H23V257H21ZM21 258H19V259H20V262H21ZM29 258H30V256L28 257V259H29ZM129 258H130V257H129ZM131 258H133V257L131 256ZM134 258H135V256H134ZM13 259H14V258H13ZM54 259H56L55 261H56V263H57V261L59 260V257H58V258L56 257V258H54ZM70 259H71V258H70ZM204 259H205V261L209 262V261H208L209 257H205ZM1 260H2V259H1ZM4 260H5V259H4ZM61 260H64V259H60V261H61ZM83 260L86 261V262L88 261V260H86L85 258L83 259V257H82V261H83ZM8 261H9V260H8ZM8 261H7V262H8ZM51 261H53V260L51 259ZM234 261H235V260H234ZM236 261H237V260H236ZM3 262H4V261H3ZM23 262H24V261H23ZM58 262H59V261H58ZM64 262H65V261H64ZM88 262H90V261H88ZM88 262H87L86 264H88ZM21 263H22V262H21ZM32 263H33V262H32ZM50 263H52V262H50ZM59 263H60V262H59ZM59 263H57V264H59ZM61 263H62V261H61ZM68 263H69V261H68ZM70 263H72V262H70ZM232 263H233V262H232ZM234 263H235V262H234ZM22 264H23V263H22ZM25 264H26V262H25ZM30 264H31V263H30ZM53 264H55V263L53 262ZM63 264H64V263H63ZM65 264H66V262H65ZM227 264H229V263H227Z\"/></svg>",
    "mask_w": 264,
    "mask_h": 264
}]
</instances>
